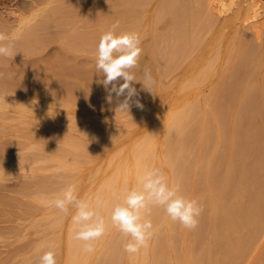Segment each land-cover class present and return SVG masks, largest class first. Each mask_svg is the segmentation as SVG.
Wrapping results in <instances>:
<instances>
[{
  "label": "rangeland",
  "instance_id": "1",
  "mask_svg": "<svg viewBox=\"0 0 264 264\" xmlns=\"http://www.w3.org/2000/svg\"><path fill=\"white\" fill-rule=\"evenodd\" d=\"M16 1H18V0H16ZM16 1L15 0H0V18L2 19V20H0L1 22H4V23H7V25L9 24V29L11 28V27H13V26H16L17 25V16H18V13H16V12H14V10H13V8L15 7V3H16ZM23 2V1H26V0H20V2ZM63 1V0H62ZM95 1V2H94ZM103 0H100V2H99V0H91L90 1V3H89V1H88V3H89V5L90 4H92V2H94L92 5H88L89 6V8L91 7V9H90V11H89V15H90V13H92V18L90 19V17H91V15L90 16H88L89 17V25L86 27L87 28V32H90V33H93V34H91V37L89 38V36H90V34H88L89 36H86L85 37V35L84 34H82L81 33V30H82V24H81V20L79 21V20H77L76 19V21L74 20V19H72V17L71 18H68L67 19V17H69V16H67V14H66V16L67 17H65L66 19H64L63 18V16L61 15L62 14V12L63 13H65L64 11L66 10V13H68L67 11H69V6L67 7L68 8V10H67V8H65L67 5H65V4H61L60 5V7L59 8H61V6L63 5V7H64V9H60V10H58L57 12L59 13V16H58V13L56 12V14H54V16H58V17H55V19L56 18H58V19H56V21L57 20H59V17H60V19L61 18H63V20H64V22L62 21V19L60 20V21H57V23H55V21H54V18H53V20H51V21H54V22H50L49 23V26H48V24H46V27L48 28V30L49 31H46V27H44V26H42L41 28H42V30H41V28H39L40 29V32H39V30H38V32H37V34H38V37H41V36H43V37H45L44 39H41V38H38V39H41V44L44 42V44H42V45H40V47H37L38 49H32V50H30V49H27V50H25V49H20V48H14V55H13V57H0V77H1V79H0V84H1V82L3 83V84H1L0 85V134H1V136H0V141H3V142H5L4 144H7V142H8V144H10L9 145V147H11V148H9L10 150L8 151V153H10L11 154V158H9V156H7V158H8V160L9 159H11L10 161H12L13 163L12 164H10V167H11V169H7L6 170V177H8L7 179H6V181H8L9 183H11V184H15L17 181H19L20 180V178H22L23 180H25L26 182H28V183H26V187H30L29 185H31V188L32 187H35L36 185H35V183L36 184H41L42 186V190H43V193H42V195H43V198H42V200L43 201H41V202H39V204L37 203V208H38V210L37 211H40V214H39V212H38V214L37 215H39V216H37V218L38 219H36V220H38L36 223H35V221H34V225H35V227L33 226V220H32V218H31V216H32V214H33V211H31L29 208L28 209H26L25 210V208H27V205H29V207L30 206H32V205H34L35 203V201L33 200V201H31L30 200V196L33 194L34 195V193H37V192H39L40 193V191H42L41 190V187H40V185H37V187H35L36 188V192H33V191H35V188H33V189H31L30 188V190L33 192V193H31V195H29L28 194V199L30 200V202H32L31 203V205H30V203H29V201H28V199H27V194L25 195V191H30V190H28L27 188L25 189V191H24V197L23 196H21V194H19V192L18 191H16V190H10L9 191V195H14L16 198H17V196H21V198L23 197V199H22V201H24L25 203H27V205L26 204H23V207L24 206H26L25 208H23V210H24V212L25 213H27L28 215L31 213V216L29 215V217H28V215L27 214H25L24 215V218L26 219V220H24V223H23V227H22V229L23 230H20L21 228H19V230H18V228H16V226H18V224H19V222L17 221V220H19V215H20V213H22V210H21V208L20 207H18L17 205L15 206V207H13L12 205V211H10L8 214H10L9 216H8V214H6V218H8L7 219V222H3V223H6V224H8L9 223V225L12 227V225H14L13 226V228L15 227V229H9V230H0V232H2V233H0V241H2V243L0 242V264H3V262H5V264H12V262H13V264H38V261H39V255L43 252V251H46V250H53L54 252H55V254H56V261H57V264H65V262H66V256H65V254H64V252H65V246H66V239H67V234L66 233H68V229H69V226H70V224H71V222L69 223V221H70V215L69 216H63L62 214L60 215V213L58 212V210H56V209H53V208H49V207H47L46 206V202H45V197H52L53 195H55V194H58V193H60L69 183H77L80 179H78V178H80L79 176L81 175L80 173H82L83 175H81V180L79 181L80 183L79 184H77L78 186H77V193H78V195L79 196H86V197H88V190H86L85 188H86V186H88V187H90V188H88L87 187V189H89V191H91L92 192V190H90V189H93L95 186H96V183H97V185L98 186H96L95 187V192H96V189H98V187H99V183L97 182V181H101L102 179H103V177L101 178V176H100V178H98L99 176L98 175H100V174H103L102 173V171L104 172V171H106V169L108 168V166H106L107 164L110 166L108 169H107V171H106V173L107 172H109L111 169H112V167H113V169H114V162H112V165H110L111 164V159L110 158H112L113 156H116L118 153H119V151H121L122 152V149H123V153L124 154H126L127 153V151L126 150H128V148L129 147H131L130 145H132V142L133 143H135L136 141H135V139H136V137H137V139L139 140V137L141 136V138L143 137V134H144V132H146V131H149V127H150V129H151V127H153V125H156V127H158L157 125H161L162 124V120H163V117H164V113H167L168 112V110L169 109H171L172 108V106H174L173 108H175L176 109V107L178 108V106H181V104H179V103H182V100H183V103H184V101L185 100H188V101H195L198 97L200 98V100L199 101H201L202 99V97H203V100L204 101H206V102H200L199 103V101L197 100V104H203V107L205 108V105L207 106V105H209V109H208V106H207V109H208V111L210 112L212 109V105H211V103H210V99L207 97V95L209 96V94H210V92L212 91V88L211 87H214V85H213V83L216 81V80H219V79H217V76L219 75V77L220 78H222V77H224L223 75H225V79H227V80H229V79H231V81H230V83H231V85H229L230 83H228V85H229V88H231V87H234V85L236 86V84H234V83H236V81H237V85H238V83L239 82H241V80L242 79H245L247 76H249L247 79H250V80H252V84H255L256 83V81L260 78V77H263L264 76V64H263V66L261 65L262 63H264L263 61H261V63H260V65H258L259 67H257L256 66V68L254 67V69H253V66H252V62L253 61H251L253 58L255 59V60H260V55H263L262 56V58H261V60H263L264 58V51H262V50H264V46H263V44H264V7H262L260 4H261V2L262 1H264V0H254V6H253V10H249V11H246L245 10V8H243V6L240 4V3H236L235 1H227V0H220V2H222V3H220L219 1L217 2V0H216V6H215V4L213 3L215 0H213V2H210V0H200V1H202V3H203V5H204V3H205V5H204V8H205V10L206 11H208L209 12V10L208 9H210V5H211V10L212 11H216L217 12V10H218V15H220V21L217 23V24H215V25H213V27L212 28H214V29H212V31L210 30H205V29H203V31H205V32H207L208 33V35L207 36H205L204 37V35L203 34H205V32L204 33H202L203 31H202V29H197L196 28V31H199V32H195V33H198V34H196V35H193V32L195 31V30H193V32H188V30L187 29H185V30H187V32L186 33H188V37L187 36H185V34L186 33H184L183 31H184V28H187V27H181L183 30L180 32L181 33V35H182V37H185V39L187 40H189L188 41V46H187V49H188V47H189V45L191 46L192 44H193V46L192 47H194V48H192L191 47V49L193 50V51H195V52H192L191 50H186L185 49V53L183 54L184 55V57L182 56V54H181V51L183 52L184 50H178V51H176V56L177 55H181V57L183 58H181V57H179V56H174V57H170L169 59L170 60H172V62H175V64H174V66H177L178 65V67H176V68H173V66L171 67V65H173L172 63H171V61L169 60V59H167L168 57L165 55L164 56V58H163V61L162 62H165L166 60V62L168 63L169 61H170V63L169 64H171L170 66H169V64H167L166 62V64L165 63H162V64H164V65H162V66H164V68H162V66H161V68H160V73H161V75H164V76H162L163 77V80H164V82L166 83L167 81H169V78H170V81H169V83L167 84L166 83V85H168L169 86V84H170V82H171V84H170V86L169 87H167L166 86V89L165 90H162V91H164V92H162L161 93V91H159L158 89L159 88H157L156 87V81L157 80H155V79H157V73H156V71L159 69V68H156L155 69V65H154V62L151 60V59H149V57L148 56H146L143 52H141V55H140V57H139V61H138V65H137V67L135 68V69H133V72L135 73V76H136V79H137V77H138V80L137 81H141L142 79H144V72H145V69H147V70H149L150 71V73H151V75H152V77H153V79H154V84H153V86H152V92H149V91H147L146 90V92H144L145 90V88L143 87V84L140 82H138V85H137V82L136 81H134L133 83H135V89L137 90V94L138 95H136L135 97H133V99H132V101L130 102V107H131V109L129 110V112L130 113H118L119 115V117L117 116V112H119V111H116V109H117V106L119 105V103L120 102H122L123 101V99H124V97L123 96H121V97H119V98H117L116 96H115V94L114 93H112V100H111V102H109V100H108V96H109V90L107 89L106 90V88H105V86L103 85V84H99V82L102 80L103 81V75H102V73H100L99 72V74H98V71H97V69H96V55H95V53H96V48H97V45H98V42H99V38H100V36H101V34L103 33V32H105L106 30H108L109 28H110V26L113 24V23H115L116 21H119V27L120 26H125V25H129V26H132V24H133V20H134V18H135V22L137 23V24H139L140 26H142L141 27V30H143L144 29V27H146L145 29H147V31H145V29L143 30V33L141 32L140 34H139V36H140V40H141V44H140V47H141V49H142V51H143V47L145 46V45H147V44H149L150 42H151V40H152V37L156 34V36L158 37V35H159V38H157L156 37V39H157V41H156V43H157V46H158V44L161 42V44L162 43H167L168 41H170V40H172V38L173 37H171L172 35H173V32H172V29L170 30L169 29V27H171L173 24H171V23H174L175 25L173 26L174 28H175V26L177 25L176 24V22H177V20L175 19L177 16H178V14L179 13H177V16H175V18H174V12L172 11H170L172 8H171V5H170V3H167L168 1L170 2V0H166V1H164V2H160L159 4H161L162 3V5H165V2H166V4H167V6H164L165 8H162V5H158V2L159 1H161V0H104V2H102ZM117 1H118V3H117ZM124 1V2H123ZM130 1V2H129ZM137 1V2H136ZM205 1H207V2H205ZM212 1V0H211ZM3 2V3H2ZM5 2V3H4ZM7 2V3H6ZM123 2V3H122ZM128 2V3H127ZM224 2H225V4H224ZM2 3V4H1ZM56 3V2H55ZM134 5H133V4ZM211 3V4H210ZM219 3V4H218ZM227 3V4H226ZM235 3V4H234ZM98 4V5H97ZM168 4L170 5V6H168ZM207 4H209V5H207ZM222 4V5H221ZM3 5V6H2ZM12 5V6H11ZM65 5V6H64ZM100 5L102 6L103 5V7L101 8L100 7ZM105 5V6H104ZM217 5H219V7H217ZM221 5V6H220ZM224 5V6H223ZM240 5L242 6V7H240ZM96 6V7H95ZM99 6V7H98ZM128 8H127V7ZM132 6H133V9H132ZM158 6H161V8L162 9H167L166 7H168V11H164V12H168V14H169V17H168V14H165L164 13V16H162L161 14H162V9L160 8L159 9V7ZM206 6V7H205ZM209 8H208V7ZM223 6V7H222ZM5 7V8H4ZM129 7L132 9V10H134V8H135V11H132V10H130V12H132L134 15H135V17H134V15H131L132 17L131 18H129L128 20H124V19H122V18H120L121 17V15H120V13L123 11H128L127 9H129ZM170 7V8H169ZM203 7V6H202ZM214 7H215V10H214ZM217 7V8H216ZM4 8V9H3ZM58 8V9H59ZM96 9V10H98V11H96V10H94V9ZM102 10H101V9ZM219 8V9H218ZM123 9V10H122ZM125 9V10H124ZM156 9V10H155ZM157 9H158V11H159V13H158V11H157ZM217 9V10H216ZM13 10V11H12ZM62 10V11H61ZM106 11V13L104 12V11ZM122 10V11H121ZM223 10V11H222ZM7 11V12H6ZM11 13V15L9 14V12ZM56 11V10H55ZM96 11V12H95ZM100 11H101V13H100ZM109 11V12H108ZM118 11V12H117ZM121 11V12H120ZM140 11V12H139ZM6 12V13H5ZM114 12V14H112ZM122 12V13H123ZM161 12V13H160ZM169 12H171V13H169ZM55 13V12H54ZM98 13V14H97ZM106 15H105V14ZM108 13V14H107ZM116 13V14H115ZM121 13V14H122ZM136 13H138V15L136 14ZM15 14L17 15V16H15ZM101 14H103L106 18H107V20L105 19V18H103V15H102V17L101 18H103L104 20H106L105 21V23H103V21L104 20H102V19H99V17H97V16H99V15H101ZM117 14H119V16L117 15ZM150 14H152L151 16H150ZM159 14V15H158ZM9 15V16H8ZM62 17H61V16ZM148 15H149V18H150V21H151V23L149 22V19L147 18L148 17ZM154 15H156V18H155V16ZM65 16V15H64ZM96 17L95 19L96 20H94V17ZM109 16V17H108ZM115 16V17H114ZM146 17V19H145V17ZM160 16H162V17H164V18H160ZM167 16V17H166ZM236 16V17H235ZM3 17V18H2ZM42 17V16H41ZM118 17V18H117ZM136 17H138V18H140V17H142L141 18V20H138V18H136ZM158 17V18H157ZM98 18V19H97ZM152 18V19H151ZM155 20H154V19ZM4 19V20H3ZM7 19V21H5ZM71 19V20H70ZM162 19V20H161ZM173 19V20H172ZM14 20H16V21H14ZM68 21L69 22V20H70V22H69V24H68V22H66V21ZM97 20H99V22L97 21ZM146 20H148V21H146ZM172 20V21H171ZM205 20H206V18L203 16V18L200 20L201 22H205ZM247 20V21H246ZM61 21H62V23H61ZM94 21H97L98 22V25H99V23L100 22H102V23H100V27H98V25L97 24H95L96 22H94ZM140 21V22H139ZM142 21V22H141ZM143 21H144V23H143ZM157 21H158V23H157ZM72 22V23H71ZM74 22H75V24H74ZM146 22V23H145ZM207 22V21H206ZM205 22V23H206ZM245 24H244V23ZM249 22V23H248ZM58 23L60 24V25H58ZM65 23H67V24H65ZM71 23V24H70ZM77 23V24H76ZM79 23V24H78ZM135 23V24H136ZM143 23V24H142ZM150 23V24H149ZM238 23H240V25L242 24V26H245V27H247L249 30H248V32L250 33V36L247 38V43H249V44H247L245 47H247V48H249L248 49V51H250V49H251V51L249 52L250 54H252L253 52H255V51H257V50H255V48L256 49H258L259 48V46H260V48L258 49V52H255L256 54L254 55V53L252 54V56H248V55H250L249 53H248V51L246 52V54H244L245 56V58L244 57H241L242 58V60H243V62L241 61V58H239L240 56H238V57H232V58H234V59H231V61H234L233 62V64L234 65H237L238 63L237 62H239V65H237V66H239V68L238 67H236L235 68V70H238V72L237 73H235L236 71H234V74L233 73H230V70H228V68H226V67H229V65L231 64V61H229V59H227L226 58V55H225V53L226 52H224V51H227V49H228V46H229V39L232 37V36H234L235 34H233V33H236L235 31H236V28H237V24ZM11 24V25H10ZM15 24V25H14ZM52 24V25H51ZM55 24V25H54ZM74 24V25H73ZM106 25L105 26V28H104V25ZM146 24V25H145ZM151 24H153V25H151ZM218 24H220V26H218ZM230 24V26H228ZM250 26H249V25ZM79 25V26H78ZM81 25V26H80ZM103 25V26H102ZM150 25V26H149ZM222 25H223V27H222ZM52 26V27H51ZM54 26V27H53ZM58 26V27H57ZM61 26H62V29H61ZM69 28H68V27ZM70 26H71V28H70ZM74 26H75V28H74ZM78 26V27H77ZM44 27V28H43ZM73 27V28H72ZM150 27V28H149ZM172 27V28H173ZM177 27V26H176ZM14 28V27H13ZM46 28V29H45ZM56 28V29H55ZM58 28V29H57ZM99 28V29H98ZM143 28V29H142ZM181 28H179V29H181ZM12 29V28H11ZM52 29V30H51ZM79 29H81L80 31H79ZM178 29V30H179ZM217 29V30H216ZM221 29H222V33H220V31H221ZM224 29V30H223ZM235 29V30H234ZM55 30V31H54ZM60 30V31H59ZM73 30V31H72ZM84 30V29H83ZM154 30V31H153ZM168 30V31H167ZM174 30V29H173ZM234 30V31H233ZM42 31V32H41ZM52 33H51V32ZM144 31L146 32V33H144ZM166 31V32H165ZM202 31V32H201ZM224 31H225V33H224ZM56 32V33H55ZM58 32V33H57ZM61 32V33H60ZM69 32H70V35H69ZM72 32H73V34H72ZM76 32V33H75ZM78 32V33H77ZM128 32H133V30H129ZM162 32H164V33H162ZM171 32V33H170ZM201 32V33H200ZM231 32H232V34H231ZM11 32H9V33H7V34H5L7 37H9V38H14V40L16 41V39L15 38H17V35H11L10 34ZM44 33V34H43ZM50 33V34H49ZM80 33V34H79ZM150 33H151V35H150ZM162 33V34H161ZM166 33H167V35H166ZM190 33V34H189ZM194 33V34H195ZM206 33V34H207ZM210 33V34H209ZM219 33L223 36V35H225V36H223V39H221V41L222 40H224V39H226V40H224V41H222L223 43H221V41L220 42H218V44L219 45H221V46H219V51H220V53H222V51L224 52V53H222L221 55H225V56H221V57H223L224 58V61H223V59L220 57V60L217 62V71H215L216 73H218V74H216V73H214L211 77H209V78H207V79H205L203 82H204V84H201V85H199L200 87L198 88H196V89H193V90H189V91H183V92H185L186 94H188V95H186L185 93L184 94H182L183 92H179L180 94H179V97L177 96V94H178V92L176 93V91H179V90H181V88H179L180 86V82L183 80V78L186 76L185 74H192V73H194L196 70H197V68H199V66L200 65H202V64H204L207 60H208V57L210 58L212 55H214L213 53H215V51H216V49L218 48V44L216 45V38L217 37H220L219 36ZM252 33V34H251ZM52 34V35H51ZM55 34H57V36L55 35ZM72 34V35H71ZM158 34V35H157ZM161 34V35H160ZM168 34H170V36L168 37ZM202 34V35H201ZM205 34V35H206ZM228 34H230V35H228ZM65 35V36H64ZM74 35H77V36H79V37H74ZM94 35V36H93ZM162 35H166V36H164V39H162ZM187 35V34H186ZM193 35V36H192ZM197 35H201V36H197ZM253 35V36H252ZM11 36V37H10ZM54 36H56V37H54ZM63 36V37H62ZM69 36V37H68ZM191 36V37H190ZM197 36V37H196ZM221 36V37H222ZM227 36H228V38H227ZM19 37V36H18ZM67 37V38H66ZM70 37H72V38H70ZM161 37V38H160ZM170 37H171V39H170ZM193 37H196L195 38V40L196 41H198L199 42V40H200V38H205L206 39V44L205 45H203L202 47H201V45H200V42L199 43H196V44H199V47H198V45L195 47V44H194V41H193ZM47 38V39H46ZM54 38V39H53ZM190 38V39H189ZM251 38H252V40H251ZM20 37H19V39L17 38V40H19L20 41ZM51 40V42H50V40ZM65 39V40H64ZM81 39V40H80ZM86 39H87V41H86ZM161 39V40H160ZM199 39V40H198ZM250 39V40H249ZM43 40H45V41H43ZM64 40V41H63ZM84 40V41H83ZM160 40V42H158ZM164 40H165V42H164ZM192 40V41H191ZM43 41V42H42ZM76 43H75V42ZM79 41V42H78ZM195 41V42H196ZM228 41V42H227ZM253 43H251V42ZM67 42V46L68 45H70V46H66L65 47V43ZM83 42V43H82ZM227 42V43H226ZM262 42V43H261ZM68 43H70V44H68ZM74 43V44H73ZM160 44V46H158V47H162V46H165L166 44H164V45H161ZM226 44H228V46L226 45ZM252 44V45H251ZM258 44V45H257ZM44 45V46H43ZM217 46V48H216V46ZM42 46V47H41ZM250 46V47H249ZM256 46V47H255ZM198 47V48H197ZM213 47H215L214 49H212ZM222 47V48H221ZM251 47H253V48H251ZM66 48V49H65ZM201 48V49H200ZM247 48H246V50H247ZM15 49H17V51L15 50ZM19 49H20V51H19ZM224 49V50H223ZM25 50V51H24ZM29 50V51H28ZM211 50H212V52H211ZM222 50V51H221ZM190 51L192 52V55H191V53H190ZM262 51V52H261ZM189 52V53H188ZM210 52H211V54H210ZM263 53V54H262ZM168 55V54H167ZM169 55H171V54H169ZM168 55V56H169ZM174 55V54H173ZM188 55H189V57H188ZM192 56V58H191V56ZM251 58V60L248 58ZM254 56V57H253ZM258 56H260V57H257ZM187 57V58H186ZM178 58V59H177ZM179 58H180V62H178V60H179ZM207 58V59H206ZM166 59V60H165ZM174 59V60H173ZM188 59V60H187ZM205 59V60H204ZM225 59H227L226 61H225ZM239 59V60H238ZM246 59H248V60H250V62L249 61H247ZM165 60V61H164ZM169 60V61H168ZM183 60V61H182ZM187 60V61H186ZM236 60H238V61H236ZM177 61V62H176ZM186 61V62H185ZM246 61V62H245ZM184 62V63H183ZM190 62H191V64H190ZM228 62H230V64L228 63ZM248 62L250 63V65L248 64ZM260 62V61H259ZM178 63V64H177ZM198 63V64H197ZM243 65H241V64ZM247 63V64H246ZM190 64V65H189ZM197 64V65H196ZM226 64H228V66L226 65ZM245 64V65H244ZM167 65L169 66V68H167ZM189 65V66H188ZM224 65V66H223ZM226 65V66H225ZM249 65L250 67H252V68H250V67H248V70H247V66ZM181 66V70L180 69H178L179 67ZM192 67V68H191ZM223 67V68H222ZM224 67L226 68V70L224 69ZM240 67H243V68H240ZM262 67V68H261ZM222 68V69H221ZM249 68H250V70H249ZM162 69V70H161ZM177 71H176V70ZM223 69L225 70V72L223 71ZM256 70V72L254 73V71H252V70ZM85 70V71H84ZM245 70H247L246 71V73H245ZM81 71V72H80ZM169 71V72H168ZM171 71V72H170ZM174 73H173V72ZM188 71V72H187ZM88 72V73H87ZM158 72V71H157ZM178 72V73H180L179 74V76H177L178 75V73H177V75H176V73ZM191 72V73H190ZM223 73V75H221L220 76V74L219 73ZM250 72V73H249ZM165 73V74H164ZM166 73H167V76L169 77H167L166 76ZM172 74V76H170V74ZM244 73L245 74H247L246 76H244ZM249 73V74H248ZM252 73V74H251ZM93 76H95L96 74V78H98L99 76L98 75H100L101 76V78L99 77L98 79L100 80V81H98L97 79V82H98V84L97 83H95V85H94V83H91L90 84V81H91V79L92 80H94L95 79V77H93ZM174 74V75H173ZM227 74V75H226ZM232 76V78H231V76ZM90 75V76H89ZM228 75H229V79H228ZM238 77H237V76ZM241 76V78H239L240 76ZM243 75V76H242ZM251 75V76H250ZM258 75V76H257ZM85 76V77H84ZM88 76L91 78H88ZM139 76H141V77H139ZM173 76L178 80V81H176V79L175 78H173ZM227 76V77H226ZM255 76V77H254ZM87 77V78H86ZM93 77V78H92ZM156 77V78H155ZM165 77H167V78H165ZM180 77V78H179ZM218 77V78H219ZM234 77V78H233ZM237 77V78H236ZM254 77V78H253ZM175 81V83H174V81L172 80V79ZM3 79H4V81H3ZM90 79V80H89ZM216 79V80H215ZM8 80V81H7ZM239 80V81H238ZM143 81V80H142ZM228 81V82H229ZM233 81H234V83H233ZM10 82V83H9ZM15 84H14V83ZM16 82H18V83H16ZM20 82V83H19ZM93 82V81H92ZM202 82V83H203ZM8 83V84H7ZM21 83H23V84H21ZM233 83V84H232ZM8 87H6L5 85ZM11 84V85H10ZM19 84H21V85H19ZM33 84V85H32ZM93 84V85H92ZM142 84V85H141ZM215 84V83H214ZM100 87H99V86ZM102 85V86H101ZM5 86V87H4ZM14 86V87H13ZM28 86V87H27ZM85 86H86V88H85ZM93 86H95V87H93ZM98 86V87H97ZM157 86H158V84H157ZM256 85H254V87H255ZM21 87V88H20ZM25 87V88H24ZM34 87V88H33ZM140 87V88H139ZM142 87H143V89H142ZM156 87V88H155ZM253 87V88H254ZM15 88V89H14ZM36 88V89H35ZM171 90H170V89ZM7 89V90H6ZM88 89H89V91L91 92V95L92 96H90L89 97V95H88V92L86 93L85 91H88ZM96 89V90H95ZM102 89V90H101ZM228 89V88H227ZM9 90V91H8ZM33 90H34V92H33ZM84 90V93H86V94H84V96H86V95H88V99L87 98H85L84 96H83V91ZM143 92H142V91ZM254 90H255V92H254ZM76 91V92H75ZM79 91V92H78ZM108 91V92H107ZM228 91L230 92V89H228ZM227 90L226 91H224L223 92V95L225 94V95H227L228 96V92ZM190 92H191V94H190ZM226 92H228V93H226ZM252 92V93H251ZM250 93H251V95H249L248 94V97L250 98V96H255V97H253V98H250V100H249V98L247 97V99L245 98V102L243 101V103H244V108H243V112H242V115H243V117H242V115H241V119H242V121H241V123H239V125L238 126H242V127H239L240 129H238V130H236L237 132H236V136H235V141L236 142H242V141H245V137H243L246 133H247V131H248V129H249V127L250 126H253V125H255V126H258V125H260V123H262L263 122V124H264V109L262 110L261 108H259L258 106L261 104L260 103V101H263V99L261 100L260 98H261V94L259 93V97H258V88H256V89H253L252 91H251ZM33 93V94H32ZM35 93V94H34ZM77 94V95H75V94ZM95 93V94H94ZM140 93V94H139ZM161 93V94H160ZM71 94V95H70ZM74 94V95H73ZM176 94V95H175ZM256 94V95H255ZM80 95H82L83 96V99H82V97H80ZM166 95V96H165ZM186 95V96H185ZM199 95V96H198ZM33 96V97H32ZM69 96V97H68ZM77 96V97H76ZM182 96V97H181ZM198 96V97H197ZM7 97H10V98H7ZM24 97V98H23ZM75 97V98H74ZM158 97V98H157ZM243 96H241V98H242ZM19 98V99H18ZM156 98H157V100H156ZM182 98V99H181ZM195 100H194V99ZM226 96H224V100H226ZM263 98H264V96H263ZM85 99H86V102H85ZM93 99V100H92ZM178 99V100H177ZM190 99V100H189ZM207 99V100H206ZM209 99V100H208ZM252 99V100H251ZM259 100V102H258V100ZM28 100V101H27ZM82 100H84V102L82 101ZM88 100V101H87ZM105 100V101H104ZM136 100H139V102H140V104L143 106V107H138V106H136V103H135V101ZM180 100V101H179ZM243 100H244V98H243ZM253 100H255L256 102H254ZM22 101V102H21ZM178 101H179V103H178ZM209 101V104H207V102ZM247 101V102H246ZM248 101H249V103H248ZM251 101H252V103H253V106H251L252 105V103H251ZM29 102V103H28ZM78 102V103H77ZM102 102V103H101ZM177 102V103H176ZM23 103V104H22ZM81 103V104H80ZM86 103H91V105H89V106H87L88 104H86ZM104 103H106V104H104ZM248 103V104H247ZM62 104V105H61ZM78 104V105H77ZM80 104V105H79ZM82 104L84 105V106H82ZM85 104H86V106H85ZM102 104V105H101ZM117 104V105H116ZM145 104H146V106L149 108V110L148 111H151V114H148V116L147 115H145V114H147V113H145V110L147 109V107L145 106ZM148 104V105H147ZM249 104H250V106H249ZM255 104V105H254ZM256 104H257V107L259 108V109H261V110H259V112H261V114L260 113H256V114H252V112H250V111H252V110H250L251 108H253L254 106L256 107ZM107 105H109V106H107ZM113 105V106H112ZM153 105V106H152ZM105 106V107H104ZM135 106V107H134ZM201 106V105H200ZM21 107V108H20ZM22 107L23 108H25L24 109V111H23V109H22ZM89 107V108H88ZM132 107H134L133 109H132ZM152 107V108H151ZM171 107V108H170ZM251 107V108H250ZM264 107V106H263ZM145 108V110L144 111H142L143 109ZM169 108V109H168ZM22 109V110H21ZM114 111H113V110ZM206 109V108H205ZM246 109V110H245ZM136 110V111H135ZM138 110V111H137ZM140 110V111H139ZM164 110H166V111H164ZM248 110V111H247ZM68 111V112H67ZM77 112H81V114L80 113H78V115H77ZM82 112H83V114L85 115V113H86V115L85 116H87V120L88 121H86V119H84V118H86L83 114H82ZM112 112H114L115 113V115L112 113ZM154 112V113H153ZM245 112V113H244ZM87 113H89V114H87ZM94 115H93V114ZM108 115H107V114ZM140 113V114H139ZM143 113V114H142ZM248 113H249V115H248ZM58 114H59V116H58ZM96 114V115H95ZM106 114V115H105ZM111 114H112V116H111ZM152 114H154V115H152ZM245 114V115H244ZM263 114V115H262ZM93 115V116H92ZM126 115V116H125ZM143 115H145V116H143ZM248 115V116H247ZM73 116H74V119H73ZM79 116H83V118L81 119V118H79ZM95 116H97V117H95ZM110 116V117H109ZM116 118H115V117ZM128 116V117H127ZM210 116L211 117H213V115H212V113L210 112ZM56 117H63L62 119H59V118H56ZM92 117H93V119H92ZM111 117H113L114 119H116V121H114L113 120V118L112 119H110ZM134 117V118H133ZM144 118V119H141V118ZM150 117V118H149ZM162 117V119H160V118ZM210 117V118H211ZM246 117H252L251 118V120H250V118L248 119V118H246ZM56 118V119H55ZM77 118H78V121H79V119H80V122H79V124L77 125V121H75V120H77ZM223 117H221V119H222ZM245 118V119H244ZM96 121H95V120ZM110 119V120H109ZM119 119H121V120H119ZM126 119V120H125ZM137 119V120H136ZM141 119V120H140ZM160 119V120H159ZM226 118H224L223 120H222V123H223V121L225 120ZM253 119H255V121H253ZM48 120H51V122H48ZM57 120H58V122H57ZM70 120H71V122H70ZM84 120V121H83ZM132 120H134V121H132ZM140 120V121H139ZM146 120V121H145ZM157 120L158 121H160V122H157ZM211 121H210V123H212L213 125H212V127H210V131L209 132H207V135H208V137H209V140H208V138H207V142H206V140H205V142H204V145H206L205 143H207V145L204 147V145H203V147H202V154L203 155H201V157H200V164L202 163V162H204L205 160V162H207V159H208V157H209V159H211V158H213L214 157V155L215 154H219V156L220 155H223V156H220V157H223V159H221V162H219L218 164H217V166H216V168H215V170H214V175H213V177H214V180H217L216 178H220V179H222L223 180V175H225V173H226V170L227 169H230L231 168V170H227V171H231V174H232V176L233 177H235L236 176V174H238L236 171L238 170V168H239V163H238V159H237V156H234L236 159H233L232 160V164H225V158H224V144L223 143H221L220 144V146H219V148L221 147V149H219L218 148V145H216L215 144V139H213V140H211V138H213L215 135V126H214V118H211L210 119ZM227 120V119H226ZM226 120L224 121L225 123L224 124H226ZM247 120H250V121H248V123H246L247 122ZM52 121H54L53 123H52ZM63 121V122H62ZM65 121H67V124L69 125L70 123V126L72 127H70V126H68V125H65L66 124V122ZM82 121V122H81ZM95 121V122H94ZM119 121H120V123H119ZM137 121H139L137 124L135 123V122H137ZM157 123H156V122ZM75 122H76V124H75ZM89 122V123H88ZM126 122V123H125ZM141 122V123H140ZM198 122V124H196ZM240 122V121H239ZM91 123V124H90ZM109 123H111V124H109ZM124 123V124H123ZM135 123V125H133ZM154 123H156V124H154ZM159 123V124H158ZM251 123V124H250ZM80 124L83 126L84 125V127L86 128H84V127H82V126H80ZM86 124V125H85ZM89 124V125H88ZM107 124V125H106ZM123 124V125H122ZM127 124V125H126ZM192 124H194L193 126L191 125V128H190V130L191 131H189V138H188V142L191 144V146L192 147H196L197 146V143H195L196 142V140L195 139H197V132L196 131H198V129H199V125H200V121L198 120H193V122H192ZM242 124V125H241ZM56 127H55V126ZM88 125V126H87ZM90 125H94L93 127L91 126V128H90ZM101 125H102V127H101ZM108 125H109V128H108ZM112 125H114V126H112ZM120 125V126H119ZM124 125H125V127H124ZM151 125V126H150ZM159 125V126H160ZM197 125H198V127H197ZM249 125V126H248ZM48 126H50V127H48ZM61 126H62V128H63V130H61L62 128H61ZM78 126V127H77ZM97 126V127H96ZM117 126V127H116ZM248 128H247V127ZM65 127V128H64ZM66 127H67V130H66ZM76 127V130L74 129ZM123 129H122V128ZM155 127V126H154ZM225 126L224 125H222V128L225 130V128H224ZM244 127V128H243ZM59 128H61V129H59ZM99 129V131L97 132V130ZM102 128H104V129H102ZM112 128V129H111ZM162 128V129H161ZM160 129L162 130V131H164V129H163V127H161ZM194 128V129H193ZM213 128V129H212ZM242 128L244 129V131L242 130ZM89 129V130H88ZM100 129L102 130V133H105V132H103V130H105L107 133H105V135L106 136H108V138L106 139L107 140V142L105 141V138L101 141V142H99L98 143V141L96 142L95 141V139H97L96 137H94V136H92V134L93 135H95L96 136V134L97 133H100ZM131 129V130H130ZM197 129V130H196ZM227 129V128H226ZM60 130V131H59ZM70 130V131H69ZM96 132H95V131ZM116 130V131H115ZM125 130V131H124ZM146 130V131H145ZM160 130V132L162 133V131ZM212 130H214V134L212 135V133H210V132H212ZM59 131V132H58ZM94 131V132H93ZM238 131H240V132H238ZM70 132V133H69ZM81 132H83V133H81ZM84 132H85V134H84ZM87 132V133H86ZM111 132V133H110ZM159 132V133H160ZM242 132V133H241ZM61 133V134H60ZM123 133V134H122ZM124 133H126V134H124ZM160 133V134H161ZM71 134V135H70ZM75 136H74V135ZM88 134V135H87ZM146 134V133H145ZM160 134H158V136H159V142H161L162 141V139H164V136H162V135H164V134H162V135H160ZM166 134V133H165ZM195 134V135H194ZM205 134V133H204ZM210 134L212 135V136H210ZM237 134H239V135H237ZM244 134V135H243ZM85 135H87V136H89V138L87 137V136H85ZM118 135V136H117ZM79 136L81 137L80 139H79ZM160 136H162V137H160ZM174 136V135H173ZM173 136H171L172 138H173ZM175 136H176V134H175ZM196 136V137H195ZM238 136V137H237ZM246 136V135H245ZM69 137H71L72 139H73V137L75 138V140L74 141H76L77 139H79V140H86V141H88L87 139H89V141L88 142H85V141H83V142H81V143H78L77 141H76V143L78 144V146H79V148L81 149V148H83L82 146H84L85 147V145L84 144H87L86 146H89L90 148H92L91 147V145H93V147L95 146V148L97 149V151H95L94 149H88V151H89V154H88V156H85L83 159H84V163H83V165H85V166H83L82 165V167L85 169H81L80 171H77V170H73V168L72 167H70V166H68L69 167V169H67L66 167H67V165L65 166L64 165V162L62 161V163H61V160L60 159H58V158H56L57 156L56 155H54V153L55 154H57L58 155V153H62V152H64L65 154H67V153H69V152H71V151H73V149H74V145L72 144V140H70L71 138H69ZM77 137V138H76ZM166 137V139L168 140L169 138V142H171V144H175L174 145V149H173V152H176V150L175 149H177L178 148V146H177V148H176V145H177V143H178V141L176 140L177 139V137H174V140L173 139H171V137H169V136H165ZM240 137H242V138H240ZM69 138V139H68ZM118 138V139H117ZM215 138V137H214ZM227 138V137H226ZM260 138V139H259ZM259 138H257L259 141H255L254 142V145L252 144L251 146H250V149H251V147H253L252 148V150H249V151H251V152H248V155L250 154V156L247 158V161L249 160V162L248 163H251L250 165L252 166L253 165V163H254V160H256L255 161V165H253L252 166V168H250L251 166H249V169H250V171L252 172V171H254V169L256 168L255 166H257L258 165V162H260L259 160H261L260 158H262L261 156L264 154V152H262L263 151V149H264V145H263V141H264V128H263V131L260 133V137ZM3 139V140H2ZM112 139V140H111ZM115 141H114V140ZM136 139V140H137ZM165 139V143L166 142H168L167 140ZM242 139V140H241ZM262 139V140H261ZM6 140V141H5ZM53 140V141H52ZM68 140H69V142H71V144H72V146H70L71 144L70 143H68ZM78 140V141H79ZM133 140V141H132ZM137 140V141H138ZM109 141H110V145H109ZM177 141V142H176ZM210 141V142H209ZM213 141V142H212ZM102 142H104V143H102ZM159 142H157V144H156V150H155V154H156V152L158 151V152H160L161 153V157L159 156V153H157L158 154V156H157V159H158V157H160L159 159H161V160H158V162H159V164H165V161H166V159H167V155L165 156V154L166 153H168L167 152V148L166 149H164V147H162V149H164V150H162L161 149V146H160V143ZM164 142H161V144L162 143H164ZM258 142H260V143H258ZM0 143H2V142H0ZM24 143V145H22ZM93 143V144H92ZM96 143V144H95ZM126 143H130L129 144V146H128V144H126ZM164 143V144H165ZM7 144V145H8ZM36 144H37V146H36ZM69 144V145H68ZM104 144V145H103ZM259 144H261L262 145V147H261V145H259ZM11 145H13V146H11ZM16 145V146H15ZM41 145V146H40ZM53 145V146H52ZM82 145V146H81ZM97 145H100V146H97ZM102 145V146H101ZM106 145V146H105ZM194 145H196V146H194ZM40 146V147H39ZM43 146V147H42ZM55 146V147H54ZM60 146H62V147H60ZM105 148H104V147ZM128 148H127V147ZM158 146H160V147H158ZM29 147H30V149H29ZM99 147H102V148H100L99 149ZM121 147V148H120ZM125 147V148H124ZM220 150H218L217 148ZM12 148H13V150H12ZM38 148V149H37ZM41 148V149H40ZM42 148H44V149H42ZM118 148H119V150H118ZM206 148V149H205ZM210 148H211V150H210ZM22 149V150H21ZM29 149V150H28ZM51 149V150H50ZM79 149V151H81ZM117 149V152L118 153H116V150ZM121 149V150H120ZM158 149V150H157ZM160 149V150H159ZM217 149V150H216ZM11 150H12V152H13V155H12V152H11ZM21 150V151H20ZM24 150V151H23ZM40 150V151H39ZM63 150V151H62ZM78 150V149H77ZM93 150V151H92ZM99 151H102L101 153L99 152ZM115 151V152H114ZM203 151H204V153H203ZM212 151V152H211ZM216 151V152H215ZM219 153H218V152ZM24 154H23V153ZM91 152V153H90ZM120 152V153H121ZM212 154H211V153ZM221 152L223 153V154H221ZM263 154H262V153ZM28 153V154H27ZM80 153V152H79ZM100 153V154H99ZM19 154H20V156H19ZM95 154H99V155H97V157H96V155ZM114 154V155H113ZM122 154V153H121ZM205 154V155H204ZM207 154V155H206ZM225 154H226V152H225ZM260 154H261V156H260ZM9 155V154H8ZM30 155V156H29ZM34 155H37V157L36 156H34ZM49 155H51V156H49ZM81 155V154H80ZM185 155V154H184ZM180 156V160L183 158V157H185V158H183L181 161L179 160V158H178V161H180V163H182V168L183 169H185V174H188L189 173V169L191 168V167H193V168H196L197 170H196V174H198L197 176H201V175H203L204 173H202V171L204 170V165H203V163L201 164V167L199 166L200 164L198 163V161H196V154H190L189 156H188V154H186L185 156ZM209 155V156H208ZM247 155V156H248ZM12 156H13V158H12ZM28 156V157H27ZM34 156V157H33ZM72 156V155H71ZM75 156V155H74ZM109 156V157H108ZM188 156V157H187ZM196 156V157H195ZM202 156H203V160L204 161H202ZM260 156V157H259ZM20 157V158H19ZM27 157V158H26ZM53 159H52V158ZM69 157V156H68ZM233 157V158H234ZM25 158V159H24ZM31 158H33V159H31ZM91 158V162H90V159ZM107 158H109V159H107ZM194 158H196V159H194ZM205 158V159H204ZM259 158V159H258ZM15 159H17V161L15 160ZM18 159H19V161H18ZM95 159V160H94ZM106 159H107V163L105 164V161H106ZM225 159V160H224ZM14 160V161H13ZM23 160V161H22ZM28 160V161H27ZM59 160V161H58ZM94 160V161H93ZM193 160H195V161H193ZM234 160H236V162L234 161ZM251 160V161H250ZM21 161V162H20ZM109 161V162H108ZM197 162V163H196ZM11 163V162H10ZM92 165H91V164ZM110 163V164H109ZM235 163H236V165H235ZM16 164V165H15ZM63 164V165H62ZM195 164H197V166L195 165ZM199 164V165H198ZM20 165L22 166V167H20ZM29 165L30 166H34V168L37 166V167H39V169L37 168V170H35L34 171V169L32 170V168H30L29 167ZM101 165V166H100ZM190 165H191V167H190ZM193 165H195L196 167H194ZM249 165V164H248ZM92 166V167H91ZM164 166V165H163ZM165 166H167V164L165 165ZM189 166V167H188ZM230 166H232V167H230ZM235 166V167H234ZM237 166V167H236ZM99 167H101V168H99ZM104 167H106V168H104ZM180 167H181V164H180ZM189 169H188V168ZM199 167V168H198ZM234 167V168H233ZM253 167H254V169H253ZM23 168V169H22ZM57 168H61V169H63V173H62V175H57V173H56V169ZM91 168V169H90ZM235 168H236V171H235ZM26 169H28V170H26ZM36 169V168H35ZM88 169H89V172H91V173H89L88 172ZM101 169H103V170H101ZM111 170L110 171V173H112L114 170ZM186 169H188L189 171H188V173H186ZM192 169V168H191ZM21 170H23V172L21 171ZM83 170H84V172H83ZM99 170V171H98ZM168 170H170V169H168ZM39 173H38V172ZM75 171V173H73ZM82 171V172H81ZM94 171H96L98 174H95L96 172H94ZM235 171V173H234V175H233V172ZM20 172V173H19ZM37 172V174L38 175H40V176H38L37 174H35ZM101 172V173H100ZM169 172V171H168ZM204 172V171H203ZM20 174V175H18V174ZM21 173H22V175H21ZM30 173L32 174V175H30ZM110 173H109V175H110ZM170 173V172H169ZM170 174H172V176H173V173H170ZM183 173V170L181 169V177L183 176L184 178H186V175ZM201 174V175H200ZM67 175H68V177H67ZM89 176V178H86V177H88ZM92 175H94V177L96 176H98L97 178H94L93 177V180L94 179H96L94 182H91L92 181ZM107 175H108V173H107ZM106 174H105V176L104 177H106L107 176ZM108 175V176H109ZM26 176V177H25ZM63 176V177H62ZM78 176V177H77ZM86 176V177H85ZM103 176V175H102ZM171 176V179H174L173 177ZM196 176V177H197ZM217 176V177H216ZM182 177V178H183ZM40 179V180H42V183H41V181L39 182V181H37L36 179ZM75 178V179H74ZM85 178H86V180H85ZM182 178H180V181H182L181 179ZM183 178V179H184ZM64 179V180H63ZM66 179V180H65ZM97 179H99V180H97ZM198 179V180H197ZM220 179H218V182L217 181H215V184L217 183H221V181L222 180H220ZM33 180H35V181H33ZM199 180H201V182L199 181ZM31 181V182H30ZM32 181L33 182H35V183H33L32 184ZM86 181V182H85ZM99 181V182H100ZM171 181H173V180H171ZM184 181V180H183ZM182 181V182H183ZM196 181L200 184V183H202L203 184V182H202V179H201V177H197L196 178ZM88 182V183H87ZM90 182L92 183L91 185H90ZM101 183V182H100ZM174 184H177V182L175 181V179H174V182H173ZM172 182H171V184H173ZM219 183V184H220ZM199 184H197V193L199 194H197L196 195V197H195V199L199 202V204L202 206V213H203V215H202V213H201V215L199 216V218H198V220H199V224H198V227L196 228V230L194 229V232L196 233H194L196 236H195V239H196V241L198 242V244H196V246H197V248H196V250H197V252L199 253V251H201L202 249H203V244H204V240L205 239H203V242H201V240H202V238H204L205 236H206V233L208 234L209 233V229H210V223H208L209 222V220H210V214H209V211H210V209H209V200H207V197H205L204 195H203V187L202 186H204V184L201 186V185H199ZM54 185V186H53ZM90 185V186H89ZM95 185V186H94ZM177 185H179V184H177ZM199 185V186H198ZM39 186V187H38ZM94 186V187H93ZM200 186L202 187V190H201V188H200ZM54 187V188H53ZM61 187V188H60ZM230 187V185L227 187H225L224 189L226 190V192H227V194L229 193V188ZM63 188V189H62ZM227 188H229V189H227ZM38 189H40L39 191H37ZM85 189V190H84ZM263 189H264V184H263V187H262V189H261V191L263 192ZM225 190H224V192H225ZM14 191H15V193H14ZM30 191V192H31ZM93 191H94V189H93ZM87 194H86V193ZM260 193L262 196H260L259 194H257V195H255L256 196V198H258L259 196L261 197H259L260 198V203H262L263 202V200H264V192L263 193ZM27 193H29V192H27ZM81 193H83V194H86V195H82ZM90 193V192H89ZM94 193V192H93ZM16 194H17V196H16ZM19 194V195H18ZM95 194V193H94ZM93 194V195H94ZM226 193H224V195H225ZM23 195V194H22ZM32 195V196H33ZM10 196V197H11ZM14 196H12L11 198H12V201L14 202H12V204L13 205H15V201H14V199L13 198H15ZM91 196H92V194H90L89 195V197L91 198ZM26 197V198H25ZM34 197V196H33ZM200 197V198H199ZM204 197V198H203ZM228 197V195H226L225 196V198H227ZM19 198V197H18ZM25 198V199H24ZM255 197L254 198H252V203H253V199H254V203H253V205H252V203L250 202V200L251 199H249V201H248V207L247 206H245V213L247 212V210H248V214L249 215H251V216H253V214H254V212L256 213V211H257V209L256 208H258L257 206L255 207L254 205H257V203L255 202V200H257ZM26 199H27V201H26ZM262 199V200H261ZM11 200V199H10ZM204 200V201H203ZM207 200V201H206ZM257 202H258V200H257ZM34 203V204H33ZM249 203H250V206H249ZM256 203V204H255ZM260 203H258V206H260V207H262V206H264V202L262 203V204H260ZM36 205V204H35ZM40 205V206H39ZM205 206V207H204ZM253 206V207H252ZM18 207V208H17ZM41 208V209H40ZM248 208V209H247ZM14 209H16V210H14ZM18 209H19V211H18ZM247 209V210H246ZM255 209V210H254ZM21 210V211H20ZM28 210V211H27ZM250 210V211H249ZM252 210H254L253 212H252ZM74 211V210H73ZM30 212V213H29ZM18 214V216H17V214ZM245 213H244V210H243V212H242V215L244 216L245 215ZM246 213V214H247ZM35 214V213H34ZM33 214V215H34ZM58 214V215H57ZM207 214V215H206ZM246 215L248 218H251V216L249 217V215ZM12 215H13V217H12ZM60 215V216H59ZM255 215V214H254ZM15 216V217H14ZM36 216V215H35ZM58 216L59 217H63L62 219L61 218H58ZM209 216V217H208ZM246 216H244V217H246ZM12 217V218H11ZM28 217V218H27ZM32 217H34V216H32ZM17 218V219H16ZM201 218V219H200ZM60 219V220H59ZM203 219V220H202ZM28 221H30V222H28ZM40 221V222H39ZM13 222H15V223H13ZM27 222L29 223V224H27ZM219 223H220V221H218ZM2 223V222H1ZM18 223V224H17ZM26 223V224H25ZM38 223V224H37ZM68 223H69V226H67L68 225ZM206 223V224H205ZM218 223V225H220ZM25 224V225H24ZM36 224L37 225H39V226H37L38 228H36ZM162 224V223H161ZM165 224L166 223H164V224H162V225H164V226H162L163 228L165 227ZM26 226V227H25ZM208 226H209V228H208ZM256 226V228H262L263 226H260V227H258L257 225H255ZM255 226H254V228H255ZM19 227V226H18ZM68 227V228H67ZM25 228V229H24ZM202 228V229H201ZM253 228V229H254ZM256 228L254 229V230H252L251 232L253 233V236H255L254 238L251 236V241L249 240V242H251V243H249V244H247V242H245L246 243V245H248V247H249V245H250V249H251V251H250V249L249 248H247V246H245L244 245V247H243V249H242V251L244 252H242V254L240 253V255L242 256V255H244V257L242 258L240 255H239V257H241V258H239V257H237L238 258V260L237 261H240V262H238V263H242V264H264V227L260 230V231H257L256 230ZM38 229V231H36ZM66 229H67V232H66ZM208 229V231H206ZM14 230H16V231H13ZM200 230V231H199ZM203 230V231H202ZM36 231V232H35ZM197 231V232H196ZM250 231V230H249ZM6 232V233H5ZM12 232H13V234H12ZM18 232V233H17ZM39 232V234H37L36 235V233H38ZM200 232V233H199ZM256 232V233H255ZM198 233H199V236H198ZM252 233H250V234H252ZM4 234V235H3ZM8 234V235H7ZM11 234V235H10ZM200 234H204L203 236H201ZM250 234H248V235H250ZM247 235V236H248ZM258 235V237H256ZM4 236V237H3ZM37 236H38V239H37ZM246 236V239H248V237ZM198 237H199V239H198ZM66 238V239H65ZM206 238V237H205ZM249 238H250V236H249ZM6 239V240H5ZM18 239V240H17ZM252 239H255V241L254 240H252ZM9 240L11 241V242H9ZM39 240V242L38 243H40V245L41 246H38L39 248L37 249V241ZM7 241V242H6ZM35 241H36V243H35ZM252 241H254V243H252ZM6 242V243H5ZM8 242H9V245H8ZM33 242L35 243V244H33ZM65 242V243H64ZM196 242V243H197ZM4 243V244H3ZM18 243V244H17ZM20 243V244H19ZM22 244V245H21ZM202 244V245H201ZM252 244V245H251ZM8 245V246H7ZM20 246L19 248H18V246ZM35 245H36V247H35ZM201 245V246H200ZM13 246H15L17 249H19L18 251H17V249H14L13 248ZM21 246H22V248H21ZM200 246V247H199ZM253 246V247H252ZM64 247V248H63ZM20 248L22 249L21 251H20ZM36 248V249H35ZM199 248L201 249V250H199ZM24 249V250H23ZM40 249V253H39V250ZM245 249H247V250H245ZM15 250V251H14ZM97 250H98V252L100 253V246L97 248ZM248 250H249V252H248ZM4 251V252H3ZM10 251V252H9ZM16 251H17V254H16ZM246 251V252H245ZM15 252V253H14ZM19 252H21L20 254H19ZM39 253V255H37L36 253ZM97 252V253H98ZM9 253V254H8ZM12 253H14V254H12ZM23 253V254H22ZM97 253L95 252L89 259L91 260V261H86L87 263H91V264H94L95 263V261H96V259H97V261H96V263H98V261L100 260V255H99V253H98V255H97ZM247 253H249L248 255H247ZM60 255V257H59V255ZM6 255V256H5ZM3 256V257H2ZM16 256V257H15ZM19 256H20V258H19ZM97 256H99V257H97ZM204 256H206V258L204 257ZM203 256V258H205L204 259V261H201V262H199L200 264H204V262H205V264H211V259L208 257V255H204ZM9 257V258H8ZM36 257H38V259H36ZM58 257V258H57ZM207 257L209 258V260H210V262H208L209 260L207 259ZM247 257V258H246ZM6 258H8V259H6ZM13 258V259H12ZM5 259H6V261H5ZM22 259V260H21ZM34 259H36V260H34ZM99 259V260H98ZM240 259V260H239ZM203 260V259H202ZM236 260V258H233V261H235ZM244 260V261H243ZM231 262L230 263H233V264H236V263H234V262H232V260H230ZM86 262L85 263H83V264H86ZM203 262V263H202ZM207 262V263H206ZM236 262V261H235ZM198 263V264H199Z\"/></svg>",
  "mask_w": 264,
  "mask_h": 264
},
{
  "label": "bare ground",
  "instance_id": "2",
  "mask_svg": "<svg viewBox=\"0 0 264 264\" xmlns=\"http://www.w3.org/2000/svg\"><path fill=\"white\" fill-rule=\"evenodd\" d=\"M16 1V0H15ZM88 1H89V3H90V1L91 0H26V1H21L20 2V0H18V1H16V3H15V7L13 8V10H14V12H16V13H18V16L15 14V16H17V25L16 26H13V27H11L10 29H9V24L7 25V23H4V22H1L0 21V33H4V34H7V33H9V32H11L10 34L11 35H17V38L19 39V37L21 38L20 39V41L19 40H17V38H15L16 39V41H15V48H20V49H25V50H27V49H30V50H32L33 48L34 49H38L37 47H40V45H42V44H44V42L43 41H45V40H43L42 42V44H41V39H44L45 37H43V36H41V37H38V34H37V32H38V30H39V32H40V29L39 28H41L42 26H44V27H46V24H48V26H49V23L50 22H54L55 21V23H57V21H60L61 19H62V21L64 22V20H63V18L64 19H66L65 17H67V16H69V17H67V19L68 18H71L72 17V19H74L75 21H76V19L77 20H81L82 22H81V24H82V30L81 29H79V31L81 30V33L82 34H84L85 35V37L86 36H89L88 34H90V36H89V38L91 37V34H93V33H90V32H87V26L89 25V17L88 16H90L91 15V17H90V19L92 18V13H90V15H89V11H90V9H91V7L89 8V6L90 5H92L94 2H92V4H90L89 5V3H88ZM164 1H166V0H161V1H159L158 2V5H162V3L161 4H159L160 2H164ZM168 1V0H167ZM166 1V2H167ZM220 2V0H217V2ZM222 1V0H221ZM228 2L230 1H235L236 3L238 2V3H240L242 6H243V8H245V10L246 11H249V10H253V6H254V0H227ZM56 2V3H55ZM99 2H100V0H99ZM102 2H104V0L102 1ZM124 2V1H123ZM122 2V3H123ZM130 2V1H129ZM137 2V1H136ZM166 2H165V5H162V8H165L164 6H167V4H166ZM205 2H207V1H205ZM210 2H213V0L211 1L210 0ZM3 3V2H2ZM1 3V4H2ZM5 3V2H4ZM7 3V2H6ZM65 4V5H67L65 8H67L68 6H69V11H67L68 13H66V10L64 11L65 13H63L62 12V16H63V18H61L60 19V17H59V20H57L56 21V19H58V18H56L55 19V17H58L59 16V13L57 12L58 10H60L61 8L62 9H64V7H63V5L61 6V8H59L60 7V5L61 4ZM117 3H118V1H117ZM128 3V2H127ZM167 3H170V5H171V12L173 11L174 12V18H175V16H177V13H179L178 14V16L175 18L176 20H177V22H176V26H175V28L173 27L175 24L174 23H171V24H173L171 27H169V29L171 28L172 29V32H173V35L171 36V37H173L172 38V40H170V41H168L167 43H162L161 44V42H160V40L158 41V42H160L159 44H158V46H160V44L161 45H164V44H166L165 46H162V47H158L157 46V43H156V41H157V39H156V34L152 37V40H151V42L149 43V44H147V45H145L144 47H143V53L146 55V56H148L149 57V59H151L153 62H154V65H155V69L156 68H159L157 71H156V73H157V79H155V80H157L156 81V87L157 88H159L158 90L159 91H161V93L162 92H164V91H162V90H165L166 89V86L167 87H169L170 86V84H171V82H170V84H169V86L168 85H166V83L168 84L169 83V81H170V78L167 76V73H166V76L169 78V81H167L166 83L164 82V80H163V77L162 76H164V75H161V71H160V68H161V66L162 65H164V64H162V63H165V62H162L163 61V58H164V56L166 55L168 58L167 59H169L171 56L172 57H174V56H176V51H178L179 49L180 50H184L183 52L181 51V54L183 53H185L186 51H185V49L188 51V50H191L192 52H195V51H193L192 49H191V47L193 46V44L190 46L189 45V47H188V49H187V46H188V39L186 40L185 39V37H182V35H181V31L183 30L182 28L183 27H187V28H184V33H186L187 32V30H188V32H193V30H195L194 32H193V35H196V34H198V33H195V32H199V31H196V28L197 29H202V31H203V29H205V30H211L212 31V29H214V28H212L213 27V25H215V24H217L220 20V15H218V10H217V12L216 11H212L211 9V5H210V9H208L209 10V12L208 11H206L205 10V8H204V5H205V3H204V5H203V3H202V1H200V0H170V2L168 1ZM214 4L216 3V0L213 2ZM220 3H222V2H220ZM133 4V3H132ZM219 4V3H218ZM224 4H225V2H224ZM227 4V3H226ZM235 4V3H234ZM64 5V6H65ZM89 5V6H88ZM98 5V4H97ZM134 5V4H133ZM169 4H168V6H170ZM207 5H209V4H207ZM222 5V4H221ZM220 5V6H221ZM240 5V7H242ZM262 7H264V1H262L261 2V4H260ZM3 6V5H2ZM12 6V5H11ZM105 6V5H104ZM203 6V7H202ZM215 6H216V4H215ZM224 6V5H223ZM222 6V7H223ZM96 7V6H95ZM99 7V6H98ZM100 7L102 8L103 7V5L101 6L100 5ZM127 7V6H126ZM159 7V9L161 8V6H158ZM206 7V6H205ZM208 7V6H207ZM217 7H219V5H217ZM216 7V8H217ZM5 8V7H4ZM3 8V9H4ZM59 8V9H58ZM100 8V9H101ZM128 8V7H127ZM136 8V7H135ZM135 8H134V10H132L133 9V6H132V9L129 7V9H127L128 11H126L125 9V11L123 12L122 10V14L120 13V15H121V17L120 18H122V19H124V20H128L129 18H131L132 16L131 15H134L132 12H130V10H132V11H135ZM161 8V9H162ZM167 9H165L166 11H168V7H166ZM170 8V7H169ZM209 8V7H208ZM94 9V8H93ZM219 9V8H218ZM12 10V11H13ZM56 10V11H55ZM67 10H68V8H67ZM92 10V9H91ZM94 10H96V9H94ZM102 10V9H101ZM156 10V9H155ZM164 9H162L161 11H162V16H164V13L165 14H168V12L166 13V12H164L165 11ZM214 10H215V7H214ZM62 11V10H61ZM96 11H98V10H96ZM95 11V12H96ZM104 11V10H103ZM157 11H158V9H157ZM223 11V10H222ZM7 12V11H6ZM5 12V13H6ZM9 12V11H8ZM55 12V13H54ZM56 12L58 13V16H54V14H56ZM105 13H106V11H104ZM109 12V11H108ZM118 12V11H117ZM140 12V11H139ZM171 12H169V13H171ZM12 13V12H11ZM11 13L9 12V14L11 15ZM100 13H101V11H100ZM104 13V14H105ZM158 13H159V11H158ZM161 13V12H160ZM66 14H67V16H66ZM98 14V13H97ZM108 14V13H107ZM112 14H114V12L112 13ZM116 14V13H115ZM137 15H138V13H136ZM60 15V16H61ZM65 15V16H64ZM102 15L103 14H101V15H99V16H97V17H99V19H102V20H104L103 18H105L106 20H107V18L103 15V18H101L102 17ZM106 15V14H105ZM118 16H119V14H117ZM152 14H150V16H151ZM159 15V14H158ZM9 16V15H8ZM42 16V17H41ZM61 16V17H62ZM101 16V17H100ZM155 16V18H156V15H154ZM162 16H160V18L162 17ZM203 16L206 18V20H205V22H201L200 20L203 18ZM94 17V16H93ZM109 17V16H108ZM115 17V16H114ZM134 17H135V15H134ZM145 17V16H144ZM167 17V16H166ZM168 17H169V14H168ZM236 17V16H235ZM3 18V17H2ZM53 18H54V21H51V20H53ZM96 17H94V20H96L95 19ZM118 18V17H117ZM136 18H138V17H136ZM141 18L142 17H140V18H138V20H141ZM148 19H149V22L151 23V21H150V18H149V15H148V17H147ZM158 18V17H157ZM162 18H164V17H162ZM98 19V18H97ZM145 19H146V17H145ZM152 19V18H151ZM154 19V18H153ZM0 20H2L1 18H0ZM4 20V19H3ZM71 20V19H70ZM70 20H69V22H70ZM106 20H104L103 21V23H105V21ZM137 20V19H136ZM135 18H134V20H133V24H132V26H127V25H125V26H120L119 27V29H117V31L118 32H120V31H125V32H128L129 30H133V32H135V33H138V34H140L141 32L143 33V30L146 28V27H144V29L143 30H141V27L142 26H140L139 24H137L135 21ZM155 20V19H154ZM162 20V19H161ZM173 20V19H172ZM171 20V21H172ZM5 21H7V19L5 20ZM14 21H16V20H14ZM62 21H61V23H62ZM66 21V20H65ZM98 22H99V20H97ZM97 21H94V22H96L95 24H97L98 25V22ZM146 21H148V20H146ZM247 21V20H246ZM66 22H68V21H66ZM69 22H68V24H69ZM140 22V21H139ZM142 22V21H141ZM72 23V22H71ZM70 23V24H71ZM100 23H102V22H100ZM100 23H99V25H98V27H100ZM136 23V24H135ZM143 23H144V21H143ZM142 23V24H143ZM146 23V22H145ZM149 23V24H150ZM157 23H158V21H157ZM244 23V22H243ZM242 23V24H243ZM246 23V22H245ZM244 23V24H245ZM249 23V22H248ZM65 24H67V23H65ZM74 24H75V22H74ZM73 24V25H74ZM77 24V23H76ZM79 24V23H78ZM106 24V23H105ZM242 24L240 25V23H238L237 24V28H236V33H233V34H235L234 36H232L230 39H229V46H228V44H226L227 46H228V49H227V51H224V52H226L225 53V55H226V58L227 59H229V61H231V59H234L235 57H238V56H240L239 58H241V57H244L245 55L244 54H246V52L248 51V49L249 48H247V47H245L247 44H249V43H247L246 41H247V38L250 36V31L248 32V30L250 29H248L247 27H245V26H242ZM243 24V25H244ZM11 25V24H10ZM15 25V24H14ZM52 25V24H51ZM55 25V24H54ZM58 25H60L59 23H58ZM104 25V24H103ZM102 25V26H103ZM146 25V24H145ZM151 25H153V24H151ZM249 25V24H248ZM79 26V25H78ZM77 26V27H78ZM81 26V25H80ZM105 26L106 25H104V28H105ZM150 26V25H149ZM218 26H220V24H218ZM228 26H230V24L228 25ZM250 26V25H249ZM43 27V28H44ZM52 27V26H51ZM54 27V26H53ZM58 27V26H57ZM68 27V26H67ZM173 27V28H172ZM182 27V28H181ZM222 27H223V25H222ZM47 28V27H46ZM45 28V29H46ZM69 28V27H68ZM70 28H71V26H70ZM73 28V27H72ZM74 28H75V26H74ZM101 28V27H100ZM150 28V27H149ZM179 28H181V29H179ZM212 28V29H211ZM56 29V28H55ZM58 29V28H57ZM61 29H62V26H61ZM84 29V30H83ZM99 29V28H98ZM170 29V30H171ZM174 29V30H173ZM179 29V30H178ZM185 29H187V30H185ZM41 30H42V28H41ZM50 30V29H49ZM48 30V28L46 29V31H49ZM52 30V29H51ZM217 30V29H216ZM224 30V29H223ZM235 30V29H234ZM233 30V31H234ZM43 31V30H42ZM41 31V32H42ZM55 31V30H54ZM60 31V30H59ZM73 31V30H72ZM141 31V32H140ZM145 31H147V29H145ZM144 31V33H146ZM154 31V30H153ZM168 31V30H167ZM201 31V32H202ZM51 32V31H50ZM148 32V31H147ZM166 32V31H165ZM190 32V33H191ZM200 32V33H201ZM205 31H203L202 33H204ZM52 33V32H51ZM56 33V32H55ZM58 33V32H57ZM61 33V32H60ZM76 33V32H75ZM78 33V32H77ZM162 33H164V32H162ZM161 33V34H162ZM171 33V32H170ZM189 33V34H190ZM195 33V34H194ZM207 32H205V34H206ZM220 33H222V29H221V31H220ZM219 33V36L221 35ZM224 33H225V31H224ZM44 34V33H43ZM50 34V33H49ZM72 34H73V32H72ZM71 34V35H72ZM80 34V33H79ZM160 34V35H161ZM187 34V35H186ZM185 34V36H187L188 37V33H186ZM205 34H203L204 35V37L205 36H207L208 35V33L205 35ZM210 34V33H209ZM231 34H232V32H231ZM252 34V33H251ZM52 35V34H51ZM56 36H57V34H55ZM69 35H70V32H69ZM150 35H151V33H150ZM158 35V34H157ZM166 35H167V33H166ZM166 35H162L161 37H162V39H164V36H166ZM192 35V36H193ZM202 35V34H201ZM201 35H197V36H201ZM228 35H230V34H228ZM19 36V37H18ZM56 36H54V37H56ZM65 36V35H64ZM79 37V36H77V35H74V37ZM94 36V35H93ZM170 36V34H168V37ZM196 36V37H197ZM222 36V35H221ZM217 37L216 38V45L218 44V42H220L221 41V39H223V36H225V35H223L222 37ZM253 36V35H252ZM11 37V36H10ZM63 37V36H62ZM69 37V36H68ZM75 37V38H76ZM160 37V38H161ZM167 37V36H166ZM171 37H170V39H171ZM191 37V36H190ZM196 37H193L194 39H193V41L195 40V38ZM12 38V37H11ZM38 38H41V39H38ZM57 38V37H56ZM67 38V37H66ZM70 38H72V37H70ZM157 38H159V35H158V37ZM227 38H228V36H227ZM47 39V38H46ZM54 39V38H53ZM77 39V38H76ZM190 39V38H189ZM50 40V39H49ZM52 40V39H51ZM51 40H50V42H51ZM65 40V39H64ZM63 40V41H64ZM81 40V39H80ZM199 40V39H198ZM224 40H226V39H224ZM224 40H222V41H224ZM250 40V39H249ZM251 40H252V38H251ZM84 41V40H83ZM86 41H87V39H86ZM192 41V40H191ZM196 41V40H195ZM194 41V44H195V47L198 45V47H199V44H196V43H199L200 42V45H201V47L203 46V45H205L206 44V39L205 38H200V40H199V42L198 41H196L195 42ZM221 41V43H223ZM46 42V41H45ZM75 42V41H74ZM79 42V41H78ZM164 42H165V40H164ZM228 42V41H227ZM226 42V43H227ZM251 42V41H250ZM76 43V42H75ZM83 43V42H82ZM247 43V44H246ZM252 43V42H251ZM262 43V42H261ZM67 44V42L65 43V47L67 46L66 45ZM68 44H70V43H68ZM74 44V43H73ZM253 44V43H252ZM251 44V45H252ZM215 45V46H216ZM222 45V44H221ZM221 45H217L218 46V48H217V46H216V51H215V53H213L214 55H212L210 58L208 57V60L204 63V64H202V65H200L199 66V68H197V70L194 72V73H192V74H185L186 76L183 78V80L180 82V87L179 88H181V90H179V91H176V93L178 92V94H177V96L179 97V92H183V91H189V90H193V89H196L197 87L199 88L200 86L199 85H201V84H204V80L205 79H207V78H209V77H211L214 73H216L215 71H217V62L220 60V57L221 56H225L224 54L223 55H221L222 53H224L222 50V53H220V51H219V46H221ZM258 45V44H257ZM44 46V45H43ZM68 46H70V45H68ZM67 46V47H68ZM248 46V45H247ZM263 46H264V44H263ZM42 47V46H41ZM197 47V48H198ZM250 47V46H249ZM256 47V46H255ZM192 48H194V47H192ZM215 47H213L212 49H214ZM222 48V47H221ZM246 48H247V50H246ZM251 48H253V47H251ZM259 48H260V46H259ZM258 48V49H259ZM17 49H15L16 51H17ZM20 49H19V51H20ZM66 49V48H65ZM201 49V48H200ZM258 49H256L255 48V50H257V51H255V52H258ZM24 50V51H25ZM224 50V49H223ZM29 51V50H28ZM190 51V53H191V55H192V52ZM250 51H251V49H250ZM250 51H248V53L250 52ZM262 51H264V50H262ZM261 51V52H262ZM211 52H212V50H211ZM211 52H210V54H211ZM255 52H253L254 53V55L256 54ZM189 53V52H188ZM252 53V54H253ZM169 54H171V55H168ZM174 54V55H173ZM182 54V56L184 57V55ZM250 54V53H249ZM252 54H250V55H248V56H252ZM263 54V53H262ZM180 55V54H179ZM179 55H177V56H179ZM190 55V56H191ZM257 55V54H256ZM176 56V57H177ZM247 56V57H248ZM261 56V57H260ZM260 56H258V57H260V60H255L254 58L251 60V58H249L251 61H253L252 62V66H253V69H254V67L256 68V66L257 67H259L258 65H260V63H261V61H263L264 62V59L263 60H261V58H262V56L263 55H260ZM179 57H181V55L179 56ZM188 57H189V55H188ZM232 57H234V58H232ZM254 57V56H253ZM257 57V56H256ZM257 57V58H258ZM182 58V57H181ZM187 58V57H186ZM190 58V57H189ZM191 58H192V56H191ZM222 59H223V61H224V58L223 57H221ZM245 58V57H244ZM264 58V57H263ZM171 59V58H170ZM169 59V60H170ZM178 59V58H177ZM183 59V58H182ZM207 59V58H206ZM227 59H225V61L227 60ZM168 60V61H169ZM174 60V59H173ZM188 60V59H187ZM186 60V61H187ZM205 60V59H204ZM239 60V59H238ZM238 60H236V61H238ZM244 60V59H243ZM243 60H242V58H241V61L243 62ZM247 61H249L250 62V60H248V59H246ZM170 61H171V63L173 64V65H171V64H169L170 63ZM167 64H169V66L171 65V67L173 66V68H176V67H178V65L177 66H174V64H175V62H172V60H170ZM181 60H180V58H179V60H178V62H180ZM183 61V60H182ZM185 61V62H186ZM228 61V60H227ZM235 61V60H234ZM234 61H231V64H230V62H228L230 65H229V67H226V68H228V70H230V73H233L234 74V71H236L235 73H237L238 72V70H235V68L236 67H238L239 68V66H237V65H239V62H237L238 64L237 65H234L233 64V62ZM260 61V62H259ZM177 62V61H176ZM246 62V61H245ZM248 62V64L250 65V63ZM165 63V64H166ZM184 63V62H183ZM162 64V65H161ZM178 64V63H177ZM190 64H191V62H190ZM189 64V65H190ZM198 64V63H197ZM196 64V65H197ZM217 64V65H216ZM241 64V63H240ZM247 64V63H246ZM263 64L264 63H262L261 65L263 66ZM188 65V66H189ZM227 66H228V64H226ZM225 65V66H226ZM242 65V64H241ZM245 65V64H244ZM247 66L246 68H247V70H248V67H250V66ZM169 66L167 65V68H169ZM224 66V65H223ZM243 66V65H242ZM162 68H164V66H162ZM192 68V67H191ZM223 68V67H222ZM221 68V69H222ZM226 68L224 67V69L226 70ZM240 68H243V67H240ZM250 68H252V67H250ZM250 68H249V70H250ZM262 68V67H261ZM165 69V68H164ZM178 69H180L181 70V66L178 68ZM177 69V70H178ZM223 69V71L225 72V70ZM162 70V69H161ZM176 70V69H175ZM176 70V71H177ZM247 70H245V73H246V71ZM252 70V69H251ZM85 71V70H84ZM227 71V70H226ZM252 71H254V73L256 72V70H252ZM81 72V71H80ZM169 72V71H168ZM171 72V71H170ZM173 72V71H172ZM188 72V71H187ZM223 72V73H224ZM88 73V72H87ZM174 73V72H173ZM176 73V72H175ZM178 73V72H177ZM177 73H176V75H177ZM191 73V72H190ZM223 73L221 72V73H219L220 74V76L221 75H223ZM226 73V72H225ZM244 73V76H246L247 74H245ZM250 73V72H249ZM248 73V74H249ZM257 73V72H256ZM98 74H99V72H98ZM165 74V73H164ZM170 74V73H169ZM179 74L180 73H178V75L177 76H179ZM216 74H218V73H216ZM252 74V73H251ZM92 75V74H91ZM97 75V74H96ZM93 76V77H95V79L94 80H92L89 76H88V78H90L91 79V81H90V84L91 83H94L95 81V83H97L98 84V82H97V80L98 81H100L98 78L100 77L101 78V76L100 75H98L99 77L98 78H96L97 76ZM174 75V74H173ZM215 75V74H214ZM227 75V74H226ZM230 75V74H229ZM229 75H228V79H229ZM170 76H172V74H170ZM224 77H222V78H220L219 77V75L217 76V79H219V80H216L214 83H213V85H214V87H211L212 88V91L210 92V94H209V96L207 95V97L210 99V103H211V113H212V115H213V117H211L210 116V112L208 111V109H209V105H207L208 106V109H207V106L205 105V108L203 107V104L201 103L200 105L199 104H197L198 102H197V100L199 101L200 100V98L198 97L195 101L197 102H195V101H188V100H185L184 101V103H183V100H182V103H179V101H178V103L179 104H181V106H178V108L176 107V109L175 108H173L174 106H172V108L171 109H169L168 110V112L167 113H164L165 115H164V117H163V120H162V124L160 125L159 123V125H157L158 127H156V125H153V127H151V129H150V127H149V131H146V132H144V134H143V137L141 138V136L139 137V140L137 139V137H136V139L138 140H136L135 139V143H133L132 142V145H130L131 147H127L128 148V150H126L127 151V153L126 154H124L123 152L125 151H123V149H122V152L121 151H119V153L117 152V149L115 150L116 151V153H118L116 156H113L112 158H110L111 160V164L110 165H112V162H114V169H113V167H112V169L114 170L112 173H110V171L112 170H110L109 172H107L108 173V175H109V173H110V175L108 176L107 175V173H106V171H107V169L110 167L108 164L106 165V166H108V168L106 169V171H102V173L103 174H100V175H98L97 177L98 178H100V176H101V178L103 177V179L100 181L99 179H97V180H99V181H97L98 183H99V187H98V189H96V192H95V187L96 186H98L97 185V183H96V186L93 188L94 189V191H93V189H90V190H92V192L91 191H89V189H87V187L88 186H86V190H88V194L90 195V194H92V196H91V198H95V197H99V198H101L102 199V201H103V206L100 208V212H101V214L105 217V219L107 220L108 219V217H109V215H110V212H111V209H112V207L116 204V203H119V202H121V199H122V196H123V193L125 192V190L126 189H128V188H130L131 186H133L135 183H136V177H137V175L141 172V170L145 167V166H150V167H156V168H160L163 172H164V174L167 176V178H168V180H169V182L171 183H173L174 182V179H175V181L177 182V184H179V187H180V189H181V192H182V194L183 195H185L186 197H188V198H191V199H195V197H196V195L198 194L197 193V184H199L197 181H196V178L197 177H201V179H202V182H203V184H204V186H202L203 184L202 183H200L199 185H201L202 187H203V195L205 196V197H207V200H209V209H210V211H209V218H210V220H209V222L208 223H210V229H209V233L207 234L206 233V238L204 237V238H202V240H201V242H203V239H205L204 240V244H203V249L201 250L200 248H199V250H201V251H199V253L197 252V250H196V248H197V246H196V244H198V242L196 241V239H195V232H194V230H189V229H186V228H184L183 226H181L179 223H174V222H172L171 220H170V218L165 214V212H164V209L162 208V207H153L151 210H150V218L152 219V221H153V224H154V227H155V234H154V236L152 237V239H151V241L149 242V245L146 247V248H142L138 253H136V254H128V253H126L125 251H124V244L127 242L126 241V239H125V237H123L122 236V234L115 228V227H112L111 226V223H110V221H108V230H107V232H106V234L100 239V240H98V241H96L95 242V251L93 252V253H91V254H86V253H84L82 250H81V246H80V242H77V241H74L73 239H72V236H73V231H72V222H71V216H70V221H69V223L71 222V224H70V226H69V223H68V225L67 226H69V229H68V233H66L67 234V239L65 240L66 241V246H65V252H64V254H65V256H66V262H65V264H83V263H85L86 261H91L89 258L96 252H98V250H97V248L100 246V253H99V255H100V260L98 261V263H96V261H97V259H96V261H95V263L94 264H198L199 262H201V261H204V259L206 258V256H204L205 254L206 255H208V257L211 259V264H233V263H230L231 261L230 260H232V262H234V263H236V264H240V263H238V262H240V261H237L238 260V258L237 257H239V255H240V253L242 254V252L244 251H242V249H243V247H244V245L245 246H247V248H249L250 249V245H249V247H248V245H246V243L245 242H247V244H249V243H251V242H249V240L251 239V236L254 238L255 236H253V231L252 230H254L255 228H256V226L255 225H257L258 227H260V226H263L264 225V206H262V207H260V206H258V203H260L261 201H260V196H262L260 193L262 192L261 191V189H262V187H263V184H264V154L262 153V152H264V149H263V151L261 152L263 155L261 156V154H260V156L262 157V158H260L261 160H259L260 162H258V165L257 166H255L256 168L254 169V167H253V169H254V171H250V169H249V166H251L250 164L251 163H248L249 162V160L247 161V158L250 156V154L248 155V152H251V151H249V150H252V148L254 147H251V149H250V146L253 144L254 145V142L255 141H259L257 138H259L260 137V133L263 131V128H264V124H263V122L262 123H260V125H258V126H255V125H253V126H250L249 127V129H248V131H247V133L243 136V137H245L246 139H245V141H242V142H236L235 141V136H236V130H238V129H240L239 127H242V126H238L239 125V123H241V121H242V119H241V115H242V112H243V108H244V103H243V101L245 102V98L247 99V97H248V94L253 90V89H256V88H258V97H259V93L262 95L261 96V100L263 99V101H260V105L258 106L259 108H261L262 110L264 109V98H263V96H264V76L263 77H260L257 81H256V83L255 84H252L251 82H252V80H250V79H247L249 76H247L245 79H242L241 80V82H239L238 83V85H237V81H236V83H234V81H233V83L234 84H236V86L234 85V87H231V88H229V85H231V83H230V81H231V79H229V80H227V79H225V75H223ZM231 76V75H230ZM233 76V75H232ZM232 76H231V78H232ZM237 76V75H236ZM240 76V75H239ZM243 76V75H242ZM251 76V75H250ZM258 76V75H257ZM85 77V76H84ZM92 77V78H93ZM139 77H141V76H139ZM167 77H165V78H167ZM176 77V76H175ZM174 76H173V78H175ZM219 77V78H218ZM227 77V76H226ZM238 77V76H237ZM236 77V78H237ZM255 77V76H254ZM253 77V78H254ZM87 78V77H86ZM142 78V77H141ZM156 78V77H155ZM177 78V77H176ZM175 78V79H176ZM180 78V77H179ZM234 78V77H233ZM239 78H241V76L239 77ZM0 79H1V77H0ZM89 79V80H90ZM97 79V80H96ZM104 79V78H103ZM172 79V78H171ZM174 79V80H175ZM137 80H138V77H137ZM142 80H144V79H142ZM141 80V81H142ZM173 80V79H172ZM173 80V81H174ZM3 81H4V79H3ZM8 81V80H7ZM93 81V82H92ZM140 81V80H139ZM176 81H178L177 79H176ZM204 81V82H203ZM229 81V82H228ZM239 81V80H238ZM102 82V80L99 82V84ZM124 81L121 79L119 82H118V84H117V86H119V84H122ZM203 82V83H202ZM232 82V81H231ZM10 83V82H9ZM14 83V82H13ZM16 83H18V82H16ZM20 83V82H19ZM95 83H94V85H95ZM136 83V82H135ZM135 83H133L132 82V86L135 88ZM140 83V82H139ZM142 83V82H141ZM155 83V82H154ZM174 83H175V81H174ZM228 83H230L229 85H228ZM232 83V84H233ZM1 84H3L2 82H1ZM0 84V85H1ZM8 84V83H7ZM15 84V83H14ZM21 84H23V83H21ZM21 84H19V85H21ZM101 84H103V83H101ZM157 84H158V86H157ZM5 85V84H4ZM11 85V84H10ZM33 85V84H32ZM93 85V84H92ZM137 85H138V82H137ZM142 85V84H141ZM155 85V84H154ZM254 85H256L255 87H254ZM6 86V85H5ZM4 86V87H5ZM22 86V85H21ZM99 86V85H98ZM97 86V87H98ZM102 86V85H101ZM7 87V86H6ZM9 87V86H8ZM7 87V88H8ZM14 87V86H13ZM23 87V86H22ZM28 87V86H27ZM93 87H95V86H93ZM100 87V86H99ZM154 87V86H153ZM155 87V88H156ZM254 87V88H253ZM21 88V87H20ZM25 88V87H24ZM34 88V87H33ZM85 88H86V86H85ZM111 88V85H109L108 86V89H110ZM140 88V87H139ZM165 88V89H164ZM230 89V92L228 91V89ZM15 89V88H14ZM36 89V88H35ZM142 89H143V87H142ZM170 89V88H169ZM7 90V89H6ZM96 90V89H95ZM102 90V89H101ZM107 90V89H106ZM145 91L144 92H146V89H144ZM167 90V89H166ZM171 90V89H170ZM183 90V91H182ZM228 91V92H226V93H228V96L227 95H223V92L224 91ZM9 91V90H8ZM142 91V90H141ZM33 92H34V90H33ZM76 92V91H75ZM79 92V91H78ZM83 92V96H84V94H86L87 92H88V95H89V97L90 96H92L91 95V92L89 91V89H88V91H85L86 93H84V90L82 91ZM108 92V91H107ZM143 92V91H142ZM185 92H183L182 94H184ZM254 92H255V90H254ZM138 93V92H137ZM160 93V94H161ZM187 93V92H186ZM185 93V94H186ZM225 93V92H224ZM252 93V92H251ZM251 93L249 94V95H251ZM256 93V92H255ZM33 94V93H32ZM35 94V93H34ZM75 94V93H74ZM73 94V95H74ZM95 94V93H94ZM140 94V93H139ZM190 94H191V92H190ZM71 95V94H70ZM75 95H77V94H75ZM88 95H86V96H84L85 98H87L88 99ZM138 95V94H137ZM176 95V94H175ZM181 95V94H180ZM186 95H188V94H186ZM185 95V96H186ZM256 95V94H255ZM83 96L82 95H80V97H82V99H83ZM166 96V95H165ZM224 96H226L227 98H226V100H224ZM241 96H243L242 98H241ZM33 97V96H32ZM69 97V96H68ZM77 97V96H76ZM182 97V96H181ZM253 97H255L254 95L253 96H250V98H253ZM7 98H10V97H7ZM24 98V97H23ZM75 98V97H74ZM158 98V97H157ZM157 98H156V100H157ZM243 98H244V100H243ZM249 98V97H248ZM250 98H249V100H250ZM19 99V98H18ZM182 99V98H181ZM202 100V102L205 100H203V97L201 98ZM208 99V100H209ZM254 99V98H253ZM89 100V99H88ZM87 100V101H88ZM93 100V99H92ZM178 100V99H177ZM190 100V99H189ZM207 100V99H206ZM252 100V99H251ZM258 100V99H257ZM28 101V100H27ZM83 102H84V100H82ZM105 101V100H104ZM201 101H199V103L201 102ZM254 102H256L255 100H253ZM22 102V101H21ZM85 102H86V99H85ZM204 102H206V101H204ZM247 102V101H246ZM258 102H259V100H258ZM29 103V102H28ZM78 103V102H77ZM102 103V102H101ZM177 103V102H176ZM248 103H249V101H248ZM247 103V104H248ZM251 103H252V101H251ZM23 104V103H22ZM81 104V103H80ZM79 104V105H80ZM86 104H88L87 106H89V105H91V103H86ZM86 104H85V106H86ZM104 104H106V103H104ZM207 104H209V101L207 102ZM62 105V104H61ZM78 105V104H77ZM102 105V104H101ZM117 105V104H116ZM148 105V104H147ZM255 105V104H254ZM82 106H84L83 104H82ZM86 106V107H87ZM107 106H109V105H107ZM113 106V105H112ZM145 106H146V104H145ZM153 106V105H152ZM249 106H250V104H249ZM251 106H253V103H252V105ZM105 107V106H104ZM118 107V106H117ZM135 107V106H134ZM134 107H132V109L134 108ZM143 107V106H142ZM147 107V106H146ZM257 107V104H256V107L254 106L253 108H251L250 110H252V111H250V112H252V114L254 115V114H258V113H260L261 114V112H259V110H261V109H259ZM21 108V107H20ZM89 108V107H88ZM141 108V107H140ZM150 108V107H149ZM149 108L147 107V109L145 110V108L142 110V111H144L145 110V113H147V114H145V115H147L148 116V114H151V111H148L149 110ZM152 108V107H151ZM22 109H23V111H24V109L25 108H23L22 107ZM21 109V110H22ZM131 109V107L129 108V110ZM26 110V109H25ZM113 110V109H112ZM246 110V109H245ZM114 111V110H113ZM136 111V110H135ZM138 111V110H137ZM140 111V110H139ZM164 111H166V110H164ZM248 111V110H247ZM68 112V111H67ZM78 113H80L81 114V112H77V115H78ZM114 115H115V113L114 112H112ZM120 113H122V112H117L116 114H117V116L119 115ZM130 113V112H129ZM154 113V112H153ZM245 113V112H244ZM82 114H83V112H82ZM87 114H89V113H87ZM93 114V113H92ZM107 114V113H106ZM105 114V115H106ZM128 114V113H127ZM140 114V113H139ZM143 114V113H142ZM84 115V114H83ZM85 115H86V113H85ZM84 115V116H85ZM94 115V114H93ZM92 115V116H93ZM96 115V114H95ZM108 115V114H107ZM145 115H143V116H145ZM152 115H154V114H152ZM245 115V114H244ZM248 115H249V113H248ZM247 115V116H248ZM263 115V114H262ZM58 116H59V114H58ZM111 116H112V114H111ZM126 116V115H125ZM250 116V115H249ZM83 118V116H79V118ZM86 118H84V119H86V121H88L87 120V116H85ZM95 117H97V116H95ZM110 117V116H109ZM115 117V116H114ZM119 117V116H118ZM128 117V116H127ZM214 118V128H215V134L213 133L214 132V130H212V132H210V133H212V135L214 134L215 136V138L213 137V138H211V140H213V139H215V144L216 145H218V148H219V146H220V144L221 143H223L224 144V158L226 159H224L226 162H225V164L227 165V164H232L231 162H232V160L233 159H236L234 156H237V161H238V163H239V168H238V170L236 171V168H235V171L238 173V174H236V176L235 177H233L232 176V174H231V171H227V170H231V168L230 169H227L226 170V173H225V175H223V180L222 179H220L219 177L218 178H216L217 180H214V177H213V175H214V170H215V168H216V166H217V164L219 163V162H221V159H223V157H220V156H223V155H220L219 156V154H215L214 155V157L213 158H211V159H209V157H208V159H207V162H205L204 160H203V156H202V161H204V162H202L203 163V165H204V172L202 171V173H204L203 175H201V176H197L198 174H196V168H193V167H191V165H190V167L192 168H188V169H186V173H188V171H189V173L188 174H185V169H183L182 167V163H180V161L183 159V158H185V157H183L181 160H180V156L182 155H186V154H188V156L190 155V154H196V158H194V159H196V161H198V163L200 164V157H201V155H203L202 154V147H203V145H204V142H205V140H206V142H207V138H208V140H209V137H208V135H207V132H209L211 129H210V127H212V123H210V119L211 118ZM221 117H223L222 119H221ZM242 117H243V115H242ZM56 118H59V119H62L61 117H56ZM55 118V119H56ZM81 118V119H82ZM113 117H111L110 119H112ZM116 118V117H115ZM134 118V117H133ZM141 118V117H140ZM150 118V117H149ZM160 118V117H159ZM224 118H226L225 120H226V124H224L225 122V120L223 121V123H222V120L224 119ZM246 118H248V117H246ZM250 118V117H249ZM248 118V119H249ZM252 118V117H251ZM251 118H250V120H251ZM73 119H74V116H73ZM92 119H93V117H92ZM109 119V120H110ZM141 119H144V118H141ZM140 119V120H141ZM160 119H162V117L160 118ZM159 119V120H160ZM245 119V118H244ZM63 120V119H62ZM95 120V119H94ZM113 120L114 121H116V119H114L113 118ZM119 120H121V119H119ZM126 120V119H125ZM137 120V119H136ZM139 120V121H140ZM193 120L195 121V120H199L200 121V125H199V129H198V131H196L197 132V139H195L196 140V142L195 143H197V146L196 145H194V146H196V147H192L191 146V144L188 142V138H189V131H191L190 130V128H191V125L193 126L194 124H192V122H193ZM250 120H247V122L246 123H248V121H250ZM75 121H77L78 123H77V125L79 124V122H80V119H79V121H78V118H77V120H75ZM84 121V120H83ZM96 121V120H95ZM94 121V122H95ZM132 121H134V120H132ZM139 121H137V122H135L136 124L139 122ZM146 121V120H145ZM240 121V122H239ZM253 121H255V119H253ZM48 122H51V120H48ZM54 121H52V123H53ZM57 122H58V120H57ZM63 122V121H62ZM66 122V124L65 125H68L67 124V121H65ZM70 122H71V120H70ZM82 122V121H81ZM156 122V121H155ZM157 122H160V121H158L157 120ZM156 122V123H157ZM89 123V122H88ZM119 123H120V121H119ZM126 123V122H125ZM135 123L133 124V125H135ZM141 123V122H140ZM156 123H154V124H156ZM71 124V123H70ZM70 124L68 125V126H70ZM75 124H76V122H75ZM91 124V123H90ZM109 124H111V123H109ZM124 124V123H123ZM122 124V125H123ZM196 124H198V122L196 123ZM251 124V123H250ZM86 125V124H85ZM89 125V124H88ZM87 125V126H88ZM107 125V124H106ZM127 125V124H126ZM222 125H224L225 127V130L222 128ZM242 125V124H241ZM55 126V125H54ZM80 126H82L81 124H80ZM91 126L92 125H90V128H91ZM94 126V125H93ZM92 126V127H93ZM112 126H114V125H112ZM120 126V125H119ZM151 126V125H150ZM155 126V127H154ZM249 126V125H248ZM48 127H50V126H48ZM56 127V126H55ZM71 127V126H70ZM78 127V126H77ZM82 127H84V125L82 126ZM86 127V126H85ZM84 127V128H85ZM97 127V126H96ZM101 127H102V125H101ZM117 127V126H116ZM124 127H125V125H124ZM161 127H163V129H164V131H162L161 129ZM197 127H198V125H197ZM247 127V126H246ZM61 128H62V126H61ZM61 128H59V129H61ZM65 128V127H64ZM72 128V127H71ZM108 128H109V125H108ZM122 128V127H121ZM161 128V129H160ZM227 128V129H226ZM244 128V127H243ZM242 128V130L244 131V129ZM248 128V127H247ZM75 130H76V127L74 128ZM86 129V128H85ZM96 129V128H95ZM102 129H104V128H102ZM112 129V128H111ZM123 129V128H122ZM194 129V128H193ZM210 129V130H209ZM213 129V128H212ZM61 130H63V128L61 129ZM66 130H67V127H66ZM89 130V129H88ZM97 130V129H96ZM131 130V129H130ZM160 130L162 131V133L160 132ZM197 130V129H196ZM60 131V130H59ZM58 131V132H59ZM70 131V130H69ZM95 131V130H94ZM93 131V132H94ZM99 131V129L97 130V132ZM116 131V130H115ZM125 131V130H124ZM96 132V131H95ZM103 132H105V133H107L105 130H103ZM161 134H160V133ZM238 132H240V131H238ZM70 133V132H69ZM81 133H83V132H81ZM87 133V132H86ZM105 133H102V130L100 129V133H97L96 134V136L95 135H93L92 134V136H94V137H96L97 139H95V141L97 142L98 141V143L99 142H101L104 138H105V141L107 142V138H108V136H106L105 135ZM111 133V132H110ZM146 133V134H145ZM166 133V134H165ZM205 133V134H204ZM242 133V132H241ZM61 134V133H60ZM84 134H85V132H84ZM123 134V133H122ZM124 134H126V133H124ZM158 134H160V135H162V134H164V135H162V136H164V139H162V141L161 142H164L165 141V139H166V137L165 136H169V137H171V136H173V138L171 137V139H173L174 140V137H177V141H178V143H177V145H176V148H177V146H178V148L177 149H175L176 150V152H173V149H174V145L176 144H171V142H169V139L167 140L168 142H164V143H162L161 144V142H159L160 140L158 139L159 138V136H158ZM175 134H176V136H175ZM71 135V134H70ZM74 135V134H73ZM88 135V134H87ZM87 135H85V136H87ZM195 135V134H194ZM211 134H210V136H212ZM237 135H239V134H237ZM0 136H1V134H0ZM75 136V135H74ZM118 136V135H117ZM162 136H160V137H162ZM88 138H89V136H87ZM107 137V138H106ZM196 137V136H195ZM227 137V138H226ZM238 137V136H237ZM69 138H71V137H69ZM68 138V139H69ZM77 138V137H76ZM81 137L79 136V139H80ZM240 138H242V137H240ZM79 139H77L76 141L78 142V143H81V142H83V141H85V142H88L89 141V139H87L88 141H86V140H79ZM118 139V138H117ZM260 139V138H259ZM3 140V139H2ZM70 140H72L71 142H72V144L74 145L73 147H74V149H73V151H71V152H69V153H67V154H65L64 152H62V153H58V155L57 154H55L54 153V155H56L57 157L56 158H58V159H60L61 160V163H62V161L64 162V165L66 166L67 165V169H69V167L68 166H70V167H72L73 168V170L75 169V170H77V171H80L83 167H82V165H83V163H84V157L85 156H88V154H89V151H88V149L90 148L89 146H86L87 144H84L85 145V147L84 146H82L83 148H79V146H78V144L76 143V141H74L75 140V138L73 137V139L71 138ZM79 140V141H78ZM112 140V139H111ZM114 140V139H113ZM116 140V139H115ZM114 140V141H115ZM242 140V139H241ZM262 140V139H261ZM6 141V140H5ZM53 141V140H52ZM176 141V142H177ZM0 142H2V143H0V230H11L12 228H13V226L14 225H12V227L9 225V223L8 224H6V223H3V222H7V219L8 218H6L7 216H6V214H8L10 211H12L11 209V207L13 206V207H15L16 205L18 206V207H22L21 208V210H22V213H20V215L18 216V214H17V216L19 217V220H17L18 222H19V224H18V226H16V228H18V230H19V228H21L20 230H23L22 229V227H23V223H24V220H26L25 218H24V215L25 214H27V213H25L24 212V210H23V208H25L26 206H24L23 207V204H26L27 205V203H25L24 201H22V199H23V197H24V191H25V189L27 188L28 190H30V188H31V185H29L30 187H26V183H28V182H26L25 180H23L22 178H20V180L19 181H17L15 184H11V183H9L8 181H6V179L8 178V177H6V170L9 168V169H11V167H10V164H12L13 162L12 161H10L11 159H9L8 160V158H7V156H9V158H11V154L10 153H8V151L10 150L9 148H11V147H9V145L10 144H8V142H7V144H4L5 142H3V141H0ZM71 142H69V140H68V143H70L71 144ZM157 142H159L160 143V146H161V149H162V147H164V149H166L167 148V152L168 153H166L165 154V156L167 157V159H166V161H165V164H159V162H158V160H161V159H159L161 156V151L160 152H156V154H155V150H156V144H157ZM210 142V141H209ZM213 142V141H212ZM84 143V142H83ZM102 143H104V142H102ZM258 143H260V142H258ZM263 143V145H264V141L262 142ZM72 144L70 145V146H72ZM93 144V143H92ZM96 144V143H95ZM100 144V143H99ZM126 144H128V146H129V144L130 143H126ZM206 145H207V143H205ZM22 145H24V143L22 144ZM69 145V144H68ZM94 145V144H93ZM93 145H91V147L92 148H90V149H94L95 151H97V149L95 148V146L93 147ZM104 145V144H103ZM109 145H110V141H109ZM206 145H204V147L206 146ZM259 145H261V144H259ZM11 146H13V145H11ZM16 146V145H15ZM36 146H37V144H36ZM41 146V145H40ZM39 146V147H40ZM53 146V145H52ZM97 146H100V145H97ZM102 146V145H101ZM106 146V145H105ZM160 146H158V147H160ZM9 147V148H8ZM43 147V146H42ZM55 147V146H54ZM60 147H62V146H60ZM104 147V146H103ZM156 147V148H155ZM203 147V148H204ZM261 147H262V145H261ZM100 148H102V147H99V149ZM105 148V147H104ZM121 148V147H120ZM125 148V147H124ZM217 148V147H216ZM217 148V149H218ZM29 149H30V147H29ZM28 149V150H29ZM38 149V148H37ZM41 149V148H40ZM42 149H44V148H42ZM78 149V150H77ZM79 149L81 150V151H79ZM89 149V150H90ZM103 149V148H102ZM164 149H162V150H164ZM206 149V148H205ZM216 149V150H217ZM219 149H221V147L219 148ZM218 149V150H219ZM12 150H13V148H12ZM12 150H11V152H12ZM22 150V149H21ZM20 150V151H21ZM51 150V149H50ZM118 150H119V148H118ZM121 150V149H120ZM158 150V149H157ZM160 150V149H159ZM210 150H211V148H210ZM24 151V150H23ZM40 151V150H39ZM63 151V150H62ZM88 151V152H87ZM91 151V150H90ZM93 151V150H92ZM114 151V152H115ZM220 151V150H219ZM80 152V153H79ZM88 154H87V153ZM100 153L102 152V151H99ZM122 154H121V153ZM212 152V151H211ZM210 152V153H211ZM216 152V151H215ZM218 152V151H217ZM225 152H226V154H225ZM23 153V152H22ZM91 153V152H90ZM99 153V154H100ZM157 153H159V156L160 157H158V159H157V156H158V154ZM203 153H204V151H203ZM219 153V152H218ZM9 154V155H8ZM24 154V153H23ZM28 154V153H27ZM81 154V155H80ZM99 154H95L96 155V157H97V155H99ZM212 154V153H211ZM221 154H223L222 152H221ZM12 155H13V152H12ZM72 155V156H71ZM75 155V156H74ZM114 155V154H113ZM184 155V156H185ZM205 155V154H204ZM207 155V154H206ZM248 155V156H247ZM19 156H20V154H19ZM30 156V155H29ZM34 156H36L37 157V155H34ZM33 156V157H34ZM49 156H51V155H49ZM69 156V157H68ZM187 156V157H188ZM209 156V155H208ZM259 156V157H260ZM28 157V156H27ZM26 157V158H27ZM83 157V158H82ZM109 157V156H108ZM234 157V158H233ZM12 158H13V156H12ZM20 158V157H19ZM52 158V157H51ZM178 158H179V160L180 161H178ZM14 159V158H13ZM25 159V158H24ZM31 159H33V158H31ZM53 159V158H52ZM107 159H109V158H107ZM107 159H106V161H105V164L107 163ZM205 159V158H204ZM249 159V158H248ZM259 159V158H258ZM16 161H17V159H15ZM90 160V162H91V158L89 159ZM95 160V159H94ZM93 160V161H94ZM14 161V160H13ZM18 161H19V159H18ZM23 161V160H22ZM28 161V160H27ZM59 161V160H58ZM183 161V160H182ZM181 161V162H182ZM193 161H195V160H193ZM235 162H236V160H234ZM251 161V160H250ZM255 161L256 160H254V163H255ZM11 162V163H10ZM21 162V161H20ZM109 162V161H108ZM197 163V162H196ZM201 163V164H202ZM222 163V162H221ZM253 163V165H255ZM91 164V163H90ZM167 164V166H165ZM180 164H181V167H180ZM198 164V165H199ZM201 164L199 165L200 167H201ZM249 164V165H248ZM16 165V164H15ZM63 165V164H62ZM86 165V164H85ZM85 165H83V166H85ZM92 165V164H91ZM164 165V166H163ZM196 166H197V164H195ZM195 165H193L194 167H196ZM235 165H236V163H235ZM252 165V166H253ZM101 166V165H100ZM228 166V165H227ZM252 166L250 167V168H252ZM20 167H22L21 165H20ZM29 167L30 168H32V170L34 169V171L35 170H37V168L39 169V167H35L34 168V166L32 167V166H30L29 165ZM92 167V166H91ZM230 167H232V166H230ZM235 167V166H234ZM233 167V168H234ZM237 167V166H236ZM99 168H101V167H99ZM104 168H106V167H104ZM199 168V167H198ZM8 169V170H9ZM23 169V168H22ZM71 169V168H70ZM69 169V170H70ZM84 169V168H83ZM91 169V168H90ZM168 169H170V170H168ZM181 169L183 170V173L186 175V178H184L183 176V178L181 177ZM26 170H28V169H26ZM85 170V169H84ZM84 170H83V172H84ZM101 170H103V169H101ZM22 172H23V170H21ZM99 171V170H98ZM170 173H173V176H172V174H170ZM235 171L233 172V175H234V173H235ZM38 172V171H37ZM37 172L35 173V174H37ZM82 172V171H81ZM88 172H89V169H88ZM94 172H96V171H94ZM20 173V172H19ZM39 173V172H38ZM73 173H75V171L73 172ZM89 173H91V172H89ZM99 173V172H98ZM97 172L95 173V174H98ZM101 173V172H100ZM18 174V173H17ZM81 175H83L82 173H80ZM105 174L107 175L106 177H104L105 176ZM183 174V175H184ZM18 175H20V174H18ZM21 175H22V173H21ZM30 175H32L31 173H30ZM38 175V174H37ZM81 175L79 176L80 178H78V179H80L81 180ZM103 175V176H102ZM38 176H40V175H38ZM88 176V175H87ZM171 176L174 178V179H171ZM197 176V177H196ZM26 177V176H25ZM63 177V176H62ZM67 177H68V175H67ZM78 177V176H77ZM86 177V176H85ZM93 177H94V175H92V181L91 182H94L96 179H94L93 180ZM96 176L94 177V178H97ZM217 177V176H216ZM86 178H89V176L88 177H86ZM86 178H85V180H86ZM100 178V179H101ZM180 178H182L181 180L183 181H180ZM75 179V178H74ZM218 179H220V180H222L221 181V183L219 184H215V181H217L218 182ZM37 181H41V183H42V180H40V179H36ZM64 180V179H63ZM66 180V179H65ZM79 180V181H80ZM171 180H173V181H171ZM198 180V179H197ZM33 181H35V180H33ZM32 181V184L33 183H35V182H33ZM77 182L76 183V185L77 184H79L80 182ZM200 182H201V180H199ZM31 182V181H30ZM86 182V181H85ZM90 182V185L92 184ZM37 183V182H36ZM35 183V187H37V185H40V187L42 186L41 184H36ZM88 183V182H87ZM43 184V183H42ZM174 184V183H173ZM89 185V186H90ZM198 185V186H199ZM230 185V189L229 188H227V189H229L230 191H229V193L227 194V192H226V190L224 189L226 186L228 187ZM54 186V185H53ZM78 186V185H77ZM200 186V188H201V190H202V187ZM35 187H32L31 189H33V188H35ZM39 187V186H38ZM54 188V187H53ZM61 188V187H60ZM88 188H90V187H88ZM43 188L41 187V190H42ZM63 189V188H62ZM84 189V190H85ZM12 191V190H16V191H18L19 192V194H21V196H23L22 198H21V196L19 195V196H17V194H16V196H17V198L14 196V195H12V196H14L15 198H13L14 199V201H15V205H13L12 204V196L11 195H9V191ZM40 189H38L37 191H39ZM224 190H225V192H224ZM10 191V192H11ZM31 191V190H30ZM25 191L26 193H25V195L27 194V199H28V194L29 195H31V193H33V192H36V188H35V191ZM27 192H29V193H27ZM90 192V193H89ZM95 194H94V193ZM263 192H264V189H263ZM262 192V193H263ZM14 193H15V191H14ZM42 193H43V190L42 191H40V193L39 192H37V193H34V197L31 195L29 198H30V200L31 201H35L34 203L36 204H34V205H32V206H30L29 207V205H27V208H25V210L26 209H30L31 211H33V214H32V216H34V217H32L31 216V213L29 214L30 216H31V218H32V220H33V226L35 227V223L38 221V220H36V219H38L37 218V216H39V215H37L38 214V212H39V214H40V211H37L38 210V206H37V203L39 204V202H41V201H43L42 200V198H43V195H42ZM86 193V192H85ZM224 193H226L225 195H224ZM23 194V195H22ZM82 195H86V194H83V193H81ZM94 194V195H93ZM257 194H259L260 196V198L258 197V198H256V196L255 195H257ZM89 195H88V197L87 198H90L89 197ZM199 195V194H198ZM226 195H228V197L227 198H225V196ZM264 195V194H263ZM11 196V197H10ZM19 197V198H18ZM25 197V198H26ZM83 197V196H82ZM84 197H86V196H84ZM256 198L257 200H258V202H257V200H255V202L257 203V205H254L255 207L257 206L258 208H256L257 209V211H256V213L254 212V214H253V216H251V215H249L247 212H248V208L246 209L247 210V214L249 215V217L251 216V218H248L246 215V213H245V206H247L248 204V201H249V199H251L250 200V202L252 203V198ZM24 198V199H25ZM33 200H32V199ZM200 198V197H199ZM204 198V197H203ZM11 199V200H10ZM27 199H26V201H27ZM30 200L28 199V201H29V203H30V205H31V203L32 202H30ZM206 200V201H207ZM262 200V199H261ZM12 201V202H11ZM204 201V200H203ZM263 202H264V200H263ZM262 202V203H263ZM14 203V202H13ZM253 203H254V199H253ZM253 203H252V205H253ZM255 203V204H256ZM262 203H260V204H262ZM12 205V206H11ZM37 206V207H36ZM40 206V205H39ZM249 206H250V203H249ZM17 207V208H18ZM205 207V206H204ZM248 207V206H247ZM253 207V206H252ZM41 209V208H40ZM14 210H16V209H14ZM20 210V211H21ZM243 210H244V213H245V215L244 216H246V217H244L243 215H242V212H243ZM255 210V209H254ZM254 210H252V212L254 211ZM18 211H19V209H18ZM28 211V210H27ZM250 211V210H249ZM10 214H8V216H9ZM28 215V214H27ZM29 215H28V217H29ZM36 215V216H35ZM58 215V214H57ZM61 215V214H60ZM59 215V216H60ZM202 215H203V213H202ZM207 215V214H206ZM26 216V215H25ZM58 216V218H63L62 216L61 217H59ZM64 216V215H63ZM12 217H13V215H12ZM11 217V218H12ZM15 217V216H14ZM27 217V218H28ZM17 219V218H16ZM201 219V218H200ZM9 220V219H8ZM36 220V221H35ZM60 220V219H59ZM203 220V219H202ZM34 221H35V223H34ZM218 221H220V223L218 222ZM2 222V223H1ZM28 222H30V221H28ZM27 222V224H29ZM40 222V221H39ZM13 223H15V222H13ZM164 224V223H166L165 224V227L163 228L162 226H164V225H162V224ZM218 223L220 224V225H218ZM26 224V223H25ZM24 224V225H25ZM38 224V223H37ZM36 224V228H38L37 226H39V225H37ZM206 224V223H205ZM254 226H255V228H254ZM26 227V226H25ZM264 227V226H263ZM262 227V228H263ZM68 228V227H67ZM208 228H209V226H208ZM254 228V229H253ZM262 228H259L260 230L262 229ZM13 229H15V227L13 228ZM25 229V228H24ZM202 229V228H201ZM258 228H256V230H257ZM257 230V231H260V230ZM9 230V231H10ZM196 230V229H195ZM250 230V231H249ZM264 230V229H263ZM13 231V230H12ZM14 231H16V230H14ZM13 231V232H14ZM36 231H38V229L36 230ZM35 231V232H36ZM200 231V230H199ZM203 231V230H202ZM206 231H208V229L206 230ZM253 233H252V232ZM13 232H12V234H13ZM66 232H67V229H66ZM197 232V231H196ZM0 233H2V232H0ZM6 233V232H5ZM15 233V232H14ZM18 233V232H17ZM195 233V234H194ZM200 233V232H199ZM199 233H198V236H199ZM250 233H252V234H250ZM256 233V232H255ZM37 234H39V232L38 233H36V235ZM248 234H250V235H248ZM4 235V234H3ZM8 235V234H7ZM11 235V234H10ZM201 236H203L202 234H200ZM248 235V236H247ZM246 236L248 237V239H246ZM249 236H250V238H249ZM4 237V236H3ZM256 237H258V235L256 236ZM37 239H38V236H37ZM198 239H199V237H198ZM6 240V239H5ZM18 240V239H17ZM247 240V241H246ZM252 240H254L255 241V239H252ZM251 241V240H250ZM254 241H252V243H254ZM1 243H2V241H0ZM7 242V241H6ZM5 242V243H6ZM9 242H11L10 240H9ZM9 242H8V245H9ZM39 242V240L37 241V249L39 248L38 246H41L40 245V243H38ZM197 242V243H196ZM35 243H36V241H35ZM34 242H33V244H35ZM65 243V242H64ZM4 244V243H3ZM18 244V243H17ZM20 244V243H19ZM7 245V246H8ZM22 245V244H21ZM202 245V244H201ZM200 245V246H201ZM252 245V244H251ZM18 246V245H17ZM199 246V247H200ZM15 246H13V248H14ZM20 246H18V248H19ZM35 247H36V245H35ZM253 247V246H252ZM21 248H22V246H21ZM20 248V251L22 250ZM64 248V247H63ZM245 248V247H244ZM14 249H17L16 247L14 248ZM36 249V248H35ZM252 249V248H251ZM251 249H250V251H251ZM19 249H17V251H18ZM24 250V249H23ZM245 250H247V249H245ZM15 251V250H14ZM17 251H16V254H17ZM39 251V253H40V249L38 250ZM4 252V251H3ZM10 252V251H9ZM246 252V251H245ZM248 252H249V250H248ZM15 253V252H14ZM14 253H12V254H14ZM21 252H19V254H20ZM39 253L37 252L36 254L37 255H39ZM98 253H97V255H98ZM244 253V252H243ZM9 254V253H8ZM23 254V253H22ZM249 253H247V255H248ZM59 255V254H58ZM6 256V255H5ZM203 256L205 257V258H203ZM241 256V255H240ZM3 257V256H2ZM16 257V256H15ZM59 257H60V255H59ZM97 257H99V256H97ZM207 257V259L209 260V258ZM242 258L244 257V255H242L241 256ZM241 257H239V258H241ZM9 258V257H8ZM8 258H6V259H8ZM19 258H20V256H19ZM58 258V257H57ZM233 258H236V262L235 261H233ZM245 258V257H244ZM247 258V257H246ZM6 259H5V261H6ZM13 259V258H12ZM36 259H38V257H36ZM36 259H34V260H36ZM203 259V260H202ZM22 260V259H21ZM240 260V259H239ZM244 261V260H243ZM208 262H210V260L208 261ZM203 263V262H202ZM207 263V262H206ZM3 264H5V262H3ZM12 264H13V262H12ZM86 264H89V263H87L86 262ZM91 264V263H90ZM200 264V263H199ZM204 264H205V262H204ZM242 264V263H241Z\"/></svg>",
  "mask_w": 264,
  "mask_h": 264
},
{
  "label": "clouds",
  "instance_id": "3",
  "mask_svg": "<svg viewBox=\"0 0 264 264\" xmlns=\"http://www.w3.org/2000/svg\"><path fill=\"white\" fill-rule=\"evenodd\" d=\"M119 21L113 23L99 38L96 48V69L102 73V81L106 89L111 85L109 102L112 93L117 98L123 96L116 111L129 113L130 102L137 95L132 82H142L143 87L152 92L154 79L145 69L144 80L137 81L133 69L138 65L142 49L138 33L120 31ZM14 38L0 33V57H13ZM124 82L117 86L120 80ZM136 106L142 107L139 100ZM62 175L63 169H56ZM46 206L58 210L64 216H71L72 239L80 242L81 250L86 254L95 251V242L100 240L108 230V221L126 239L124 251L136 254L149 245L155 234V227L150 218L153 207H162L165 214L174 223L186 229L198 227L202 206L196 199L182 194L179 185L171 184L160 168L145 166L136 177V183L123 193L121 202L116 203L108 219L101 214L103 201L99 197H81L77 193V185L69 183L60 193L45 197ZM74 210V211H73ZM38 264H57L53 250L43 251L39 255Z\"/></svg>",
  "mask_w": 264,
  "mask_h": 264
}]
</instances>
